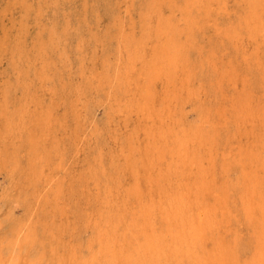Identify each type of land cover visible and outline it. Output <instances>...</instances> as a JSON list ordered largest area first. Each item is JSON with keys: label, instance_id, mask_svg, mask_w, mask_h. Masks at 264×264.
<instances>
[{"label": "rangeland", "instance_id": "obj_1", "mask_svg": "<svg viewBox=\"0 0 264 264\" xmlns=\"http://www.w3.org/2000/svg\"><path fill=\"white\" fill-rule=\"evenodd\" d=\"M0 0V168L2 169L0 171V225H2V228L0 230V235L4 234L6 231L10 230L13 227H20L24 224H26V227L31 229L32 231H37V233L39 234V236L45 238L46 236H50L49 231H47V227L55 224L59 226L62 225L61 227H65V232L63 233L62 231H60L61 233H57L56 236H54V239H57L58 241H60L63 237L64 240H66L65 245L62 246H58L60 247V249L57 247V251H64L65 249L68 248L69 244H77V243H82L86 244L87 240H89L90 238H93L95 240H97L100 231L101 233H103L106 236H110L111 238H113V233L118 230L119 232V236H121L120 234L122 232H127L128 236H131L132 232L136 229V228H132L133 225L131 224L132 221L134 220V213L137 210V208H140V204H138L137 201L134 200V198L128 197L126 196L125 192H124V188L130 189V184L132 181V172L134 171V163L137 164L136 166L140 167V169H143V172L146 174L147 171H149L150 173L152 171H154L155 168H161V167H165L168 162L166 160L167 159H171V160H175L178 161V154H176V152H168V156L166 158H160V154H157L159 152H157V149H155L156 145H159V141L160 140H167L168 143L171 142V145L173 146V143L175 142V144H178L182 139H187L189 140L188 142L190 143L188 146L190 149H195L196 151L195 154H199V155H204V162L205 165H207V169L210 171V169L212 168V170L210 172H213V174L217 173V175L214 176V185L217 188V184L220 187V189L225 188L227 186V184L232 185V197L235 198L236 201L238 202H233L234 207L232 206L233 204H231V207L233 210H235V213L237 214V218H238V222H243V212H242V203L240 198L238 197L237 191L233 192V186L236 183L239 175L241 174V167L240 164L242 163V161L239 162L240 158H246L245 155L247 154H251L253 152L259 151L260 149H258L259 147L257 146L259 143H257V141H260V136L259 139L256 137L258 136L257 134H260L261 136L263 135L262 138H264V40H261L260 38L263 37V32L264 31V5L262 6V4H264V0H190L191 3L187 2L186 0V4L184 0H147L145 3V0H133L132 4H131V0ZM17 1V2H16ZM59 1V2H58ZM75 1V2H74ZM84 1V2H83ZM86 1V2H85ZM91 1V2H90ZM102 1V2H101ZM138 1V2H137ZM141 1V2H140ZM142 1L144 3H142ZM165 3H169V5L164 4ZM184 1V2H183ZM198 3H197V2ZM201 1V2H200ZM240 1V2H239ZM255 1V2H254ZM21 2V3H20ZM57 2V4H56ZM80 2V3H78ZM83 2V3H82ZM89 2V3H88ZM94 4H93V3ZM105 2V4H104ZM114 2V3H113ZM116 2L120 3V4H116ZM129 2V3H128ZM137 2V3H136ZM148 4L151 6H147L145 4ZM158 3V5L156 3ZM178 2V3H177ZM194 2V3H193ZM221 2V3H220ZM259 2V3H258ZM261 2V3H260ZM2 3V4H1ZM29 3V5H28ZM87 3V4H86ZM128 3V4H127ZM138 3H141V7L140 4L138 5ZM182 3V4H181ZM193 3V4H192ZM216 3V5L214 4ZM217 3H219L217 5ZM226 3V5H225ZM229 3V4H228ZM18 4V5H17ZM82 4V5H81ZM85 4V6H84ZM90 4V6L88 5ZM93 4V5H91ZM110 4V5H109ZM127 4V5H126ZM131 4V5H130ZM156 4V6L154 5ZM174 4V5H173ZM188 7L184 5H187ZM192 4V6L194 7H189ZM201 4V5H199ZM213 4V7L212 5ZM252 4L257 7V11H256V7H253ZM261 4V5H259ZM63 5V6H62ZM106 5V7H105ZM109 5V6H108ZM117 5V6H116ZM121 6L119 8V6ZM146 7V10L144 8V6ZM162 5V7H161ZM170 5L174 8L173 9L171 7L170 9ZM199 5V7H198ZM209 5V6H208ZM251 5V6H250ZM21 8H20V7ZM57 6V7H56ZM72 6V7H71ZM81 6V7H80ZM94 6V7H93ZM103 6V7H102ZM112 6L110 9L109 7ZM115 6V8H114ZM165 6V7H164ZM169 6V7H168ZM179 6L180 9H178ZM200 6H203L200 8ZM208 6V7H207ZM219 6V7H217ZM226 6V8H225ZM39 7V8H37ZM70 7V9H69ZM76 7V8H75ZM79 7V8H77ZM85 7V9H84ZM117 7V8H116ZM145 9H143V8ZM149 7V8H148ZM154 7V8H153ZM189 8L188 10L186 9ZM198 7V8H197ZM210 7V8H209ZM217 9H216V8ZM222 7V8H221ZM226 10H224L223 9ZM262 7V8H260ZM54 10H53V9ZM68 8V9H67ZM73 8V10H72ZM90 8V9H89ZM91 8L93 9L91 11ZM96 8V10H95ZM105 8V9H104ZM123 8V9H122ZM129 10H128V9ZM153 8V9H150ZM160 8V9H159ZM165 8V9H164ZM196 8V9H195ZM220 8V10H219ZM248 8V9H247ZM252 8V9H251ZM21 9V10H19ZM27 9V10H25ZM34 9V10H32ZM65 9V10H64ZM79 9V10H78ZM86 10V12H81V11ZM99 9V10H98ZM115 9H119L120 12H118ZM170 9V10H168ZM173 11L172 12V19L171 20L170 16L167 14V12L169 11ZM182 9V10H181ZM198 9V10H197ZM210 9V10H209ZM216 9V10H215ZM228 9V10H227ZM247 9V10H246ZM262 9V10H261ZM56 10V11H55ZM64 10V11H63ZM68 10V11H66ZM71 10V12L69 11ZM75 10V11H74ZM105 10V11H104ZM110 10V11H109ZM153 10V11H152ZM177 10V11H176ZM178 10H180L178 12ZM205 10V11H204ZM208 10V12L206 11ZM214 10V11H212ZM244 10V11H243ZM32 11V12H31ZM61 11V12H60ZM73 11V12H72ZM98 11V12H97ZM109 11V12H107ZM112 11V12H111ZM131 11V12H129ZM152 11V13H151ZM167 11V12H166ZM183 11V13L181 12ZM192 11V12H190ZM195 11V12H194ZM199 11V12H198ZM201 11V12H200ZM222 11V12H221ZM248 11V12H246ZM255 11V13H254ZM6 12H8L6 14ZM21 12V13H20ZM26 12V13H24ZM28 12V14H27ZM33 12L35 13L34 15ZM64 14H63V13ZM95 12V13H94ZM116 12L117 15H116ZM161 14H160V13ZM166 14H163L165 13ZM177 12V13H175ZM180 12L183 14V16L180 14ZM191 14H190V13ZM198 12V14H196ZM208 14H207V13ZM221 12V13H220ZM23 13V14H22ZM84 13V14H83ZM97 13V14H96ZM99 13V14H98ZM103 13V14H102ZM106 13V14H105ZM113 13V14H112ZM122 15H120V14ZM132 13V15L130 14ZM146 13V14H144ZM174 13V14H173ZM187 13V14H186ZM189 13V14H188ZM218 13V14H217ZM223 13V14H222ZM242 13V14H241ZM249 13V14H248ZM256 15H254V14ZM25 14V15H24ZM75 14V15H74ZM105 14V15H104ZM119 14V15H118ZM129 17H127L128 15ZM147 15L148 18L150 17V19H148L146 16L142 15ZM185 14V15H184ZM196 14V15H193ZM200 14V15H199ZM254 16H252V15ZM260 14V15H259ZM31 15V16H30ZM67 15V16H66ZM78 15V16H77ZM126 15V16H125ZM138 15V16H137ZM151 15V16H149ZM160 15V16H159ZM168 15V16H167ZM171 15V13H170ZM176 16L173 18V16ZM180 15V16H179ZM187 15V16H186ZM199 15V16H198ZM64 16V17H63ZM70 16V17H69ZM84 16V17H83ZM114 16V17H113ZM119 16V18H118ZM125 16V17H124ZM190 16L193 17L191 18L190 21ZM198 16V17H196ZM216 16V17H215ZM253 20H252V17ZM257 16V17H256ZM259 16H261V20H259ZM6 17V18H4ZM33 17V19H32ZM61 17V18H60ZM86 17V19H85ZM102 19H101V18ZM127 17V19H126ZM132 17V18H131ZM136 19H135V18ZM139 17V18H138ZM180 17V18H179ZM40 18V19H39ZM67 18V19H66ZM99 18V19H98ZM116 18V19H114ZM118 19H121L120 21ZM123 18V19H122ZM134 19V23H138L140 25H138V28L136 26V24H133L134 29H132L133 27L129 25L131 20L129 19ZM165 18H167V21L169 20V22L166 24V20ZM169 18V19H168ZM212 18V19H211ZM218 20H216V19ZM232 18V19H231ZM238 18V19H237ZM66 19V20H65ZM70 19V20H68ZM98 19V21H97ZM126 19V20H124ZM147 19L148 21L144 20ZM155 19V20H153ZM197 19V20H195ZM256 19V20H255ZM258 19V20H257ZM38 20V21H37ZM41 20V22L39 21ZM56 20V21H55ZM81 20V21H80ZM100 20V21H99ZM127 20L129 21V23L127 22ZM137 20V22H136ZM153 20V21H152ZM154 22V21H156ZM171 20V22H170ZM175 20H177L175 23H173ZM180 20V21H179ZM196 23L197 24H193L192 25V30L190 31L189 28L191 27L190 25L192 23ZM194 22H193V21ZM210 20V21H209ZM214 20V21H213ZM216 20V21H215ZM255 20V21H254ZM31 21V22H30ZM53 21V23H52ZM62 21V23H61ZM66 21V22H64ZM74 25H73V23ZM88 21V22H87ZM90 21V23H89ZM97 21V22H96ZM112 21V23H111ZM145 24V22H148L145 25H142V23ZM150 21V23H149ZM180 23H179V22ZM182 21V22H181ZM185 21V22H184ZM196 21V22H195ZM208 21V22H207ZM213 21V22H212ZM227 21V22H226ZM261 22V24H259ZM39 22V23H38ZM44 22V23H43ZM56 22V23H55ZM81 22V23H80ZM105 22V23H104ZM118 22H120L121 25L118 26ZM140 22V23H139ZM179 24H178V23ZM186 22L188 23V25L186 24ZM34 23V25H33ZM37 23V24H36ZM51 23V24H50ZM59 23V24H57ZM70 23V25L68 24ZM89 23V24H87ZM98 23V24H97ZM100 23V25H99ZM111 23V24H110ZM216 26H215V24ZM219 23V24H218ZM235 23V25L233 24ZM257 25H255V24ZM11 24V25H10ZM66 24V26H65ZM76 24V25H75ZM77 24H79L77 26ZM92 24V25H90ZM94 24L98 25L97 27L94 26ZM109 24V25H108ZM113 24V25H112ZM117 26H114L116 25ZM123 24V25H122ZM128 24V25H127ZM158 24V25H157ZM182 24V25H181ZM184 24H186V29L184 26ZM217 24L221 27L219 29V26H217ZM221 24V25H220ZM252 24V25H251ZM259 24V26H258ZM63 25V26H62ZM73 25V26H72ZM108 25V27H107ZM112 25V26H111ZM166 25L168 27L167 31L166 30ZM169 25V26H168ZM173 25V26H172ZM223 25V26H222ZM248 25V26H247ZM256 27H255V26ZM261 25V26H260ZM16 26H18L16 28ZM33 26V27H32ZM73 28H72V27ZM92 26V27H91ZM111 26V27H110ZM143 27V29L141 30L140 27ZM172 26V27H171ZM189 26V27H188ZM214 26V27H213ZM243 26V27H242ZM89 27H91V30ZM115 27V28H114ZM119 27V28H118ZM127 27V28H126ZM148 27V28H147ZM151 27V28H150ZM160 27V29H159ZM181 27V33L180 28ZM196 27V28H195ZM198 27V28H197ZM218 27V28H216ZM236 27H238V29H236L237 31L239 30V34H237ZM253 27H255L256 29H254ZM58 31L57 34L54 33L55 30ZM70 28V29H69ZM103 28V29H102ZM107 28V29H106ZM109 28V29H108ZM112 28V29H111ZM145 28V29H144ZM156 28V29H155ZM218 29V31L216 29ZM259 28L260 33L259 34V30L257 29ZM35 29V30H34ZM91 31H90V30ZM112 31H111V30ZM115 29V30H114ZM117 29V30H116ZM129 29V30H128ZM136 29V30H135ZM147 29V30H146ZM158 29V30H157ZM174 29V30H173ZM184 29L188 32L185 31ZM191 29V28H190ZM233 29V30H230ZM15 30V31H14ZM54 30V31H53ZM66 30V33H65ZM69 30V31H68ZM79 30V31H78ZM99 30V31H98ZM107 31L108 34H107ZM119 30V31H118ZM121 30V31H120ZM123 30V31H122ZM134 30V31H132ZM139 30V31H138ZM149 30V31H148ZM161 30V31H160ZM172 30V33L170 32ZM176 30V31H175ZM179 30V31H178ZM216 30V32H214ZM258 30V32H257ZM31 31V32H30ZM36 31V32H35ZM38 31V32H37ZM94 31L98 32L96 34V32L94 33ZM119 33H116V32ZM136 31V32H135ZM143 31V32H142ZM148 31V32H147ZM232 31V32H231ZM91 34H90V33ZM104 32V33H103ZM128 34H127V33ZM132 32V33H131ZM139 32V33H138ZM155 32V33H154ZM171 33L169 35V33ZM231 32V33H230ZM34 33V34H33ZM53 33V34H52ZM85 33V34H84ZM109 33H111L109 35ZM154 33V34H153ZM188 34V36L186 37V35ZM13 34V36H12ZM16 34V35H15ZM18 34V35H17ZM21 34V35H20ZM38 34V35H37ZM52 34V35H51ZM60 34V36H59ZM103 37L101 38L100 35ZM115 34H117L115 36ZM121 35L119 36V35ZM127 34V35H126ZM132 34L136 35L135 37L132 36ZM147 34H150L149 36H145ZM178 34L177 36L174 35ZM191 34V35H190ZM257 34V35H255ZM15 35V36H14ZM76 35V36H75ZM80 35V36H79ZM94 35V36H93ZM126 38H124V36ZM173 35V36H172ZM234 36L233 39L231 36ZM254 35L256 36V38L254 37ZM19 36V37H18ZM24 36V37H23ZM47 36V37H46ZM51 36V37H50ZM58 36V39H57ZM79 36V37H78ZM83 36V37H82ZM90 36V37H89ZM115 36V38H114ZM118 36V37H117ZM262 36V37H261ZM14 37V38H13ZM21 37V38H20ZM29 37V38H28ZM35 38V39H32ZM109 37V38H108ZM119 37H121L119 39ZM150 37V38H149ZM165 37V38H164ZM226 37V38H224ZM230 41L232 40V42L230 43V41H228L229 39ZM259 39H258V38ZM2 38V39H1ZM20 38V39H19ZM46 38V39H44ZM56 38V41H54ZM64 38V39H63ZM124 38V39H123ZM174 38V39H173ZM232 38V39H231ZM237 38V39H236ZM15 39V40H14ZM32 39V40H30ZM53 41H52V40ZM89 39L90 42H89ZM98 39V40H97ZM116 41H115V40ZM118 39V40H117ZM129 41H127V40ZM160 39V40H159ZM166 39V41L164 40ZM176 39V40H175ZM179 39V40H178ZM194 39V40H193ZM224 39V40H223ZM264 39V37H263ZM10 40V41H8ZM40 40V41H39ZM46 40V41H45ZM82 42H81V41ZM93 40V41H92ZM95 40V41H94ZM107 40V41H106ZM133 40L135 42H133ZM168 40V42H167ZM174 40L176 41V43H178V45H176V43L174 42ZM186 40V41H185ZM191 40V41H190ZM221 40V41H220ZM261 40V41H260ZM14 41V42H13ZM18 41V42H17ZM27 41V42H26ZM42 41V44L39 43ZM61 41V42H60ZM85 41V44L84 42ZM110 41V42H108ZM121 41V42H120ZM124 41V43H123ZM126 41V42H125ZM150 41V42H149ZM180 41V42H179ZM255 43H254V42ZM257 41V43H256ZM260 41V42H259ZM263 41V42H262ZM17 42V43H16ZM33 42V43H32ZM37 42L39 44H37ZM55 42V43H54ZM57 42V43H56ZM59 42V43H58ZM67 42V43H66ZM74 45H73V43ZM103 42V43H102ZM105 42V43H104ZM138 42V43H137ZM162 44H161V43ZM166 42V43H164ZM172 43L170 45V43ZM184 42V43H183ZM193 42V43H192ZM225 42V43H224ZM229 42V44H228ZM3 43V45H2ZM28 43V44H27ZM50 43V45H49ZM54 43V44H53ZM76 43V44H75ZM83 43V44H82ZM93 43V45H92ZM112 46H111V44ZM115 43V44H114ZM121 43V44H119ZM127 43V44H126ZM148 43V44H147ZM153 43V45H152ZM169 45H168V44ZM186 43L188 45V47L186 46ZM224 43V44H223ZM254 43V44H253ZM25 44V45H24ZM59 44V45H58ZM79 44V45H78ZM96 46H95V45ZM108 44V45H107ZM110 44V45H109ZM126 44V45H125ZM165 44V47H164ZM184 44V45H183ZM224 45V50L221 47H223ZM29 47H28V46ZM30 45H32L30 47ZM36 45V46H35ZM40 45V46H39ZM54 45V46H53ZM85 45V47L83 46ZM90 45V47L88 46ZM105 45V46H104ZM118 45V46H117ZM135 45V46H134ZM168 45V46H166ZM180 45V48H178V46ZM192 45V47H191ZM216 45V46H215ZM227 45V46H226ZM249 45V46H248ZM255 47H254V46ZM260 45V46H259ZM27 46V47H26ZM46 46V47H45ZM73 46V47H72ZM76 46V47H75ZM83 46V48L81 47ZM87 46V47H86ZM94 46V48L92 47ZM113 50H111L109 47ZM114 46V47H113ZM126 46V47H124ZM173 46H177L178 49L173 48ZM202 46V47H201ZM206 46V48H205ZM253 46V47H252ZM21 47V48H20ZM33 47V48H32ZM62 47V48H61ZM70 47V48H69ZM79 47V48H78ZM81 47V48H80ZM95 47H97V49H95ZM162 47V48H161ZM169 47V48H167ZM172 47V48H171ZM184 47V48H183ZM190 47V48H189ZM210 47H212L210 49ZM219 47V48H218ZM229 47V48H228ZM233 50H232V48ZM15 48V49H14ZM25 48V49H24ZM33 50H32V49ZM45 48V49H44ZM57 48V49H56ZM76 48V49H75ZM85 48V50H84ZM105 48V49H104ZM115 48H118L115 50ZM125 48V49H124ZM161 48V49H160ZM171 48V51H170ZM245 48V50H244ZM255 48V49H254ZM22 49V52H21ZM27 49V51H26ZM43 49V50H42ZM59 49V51H58ZM81 51H80V50ZM89 49L91 50V52L89 51ZM95 49V52H93ZM120 49V50H119ZM130 49V50H128ZM150 49V50H149ZM154 49V50H153ZM164 49V50H163ZM168 49V50H167ZM181 49V50H180ZM183 49V50H182ZM185 49V50H184ZM201 49V50H200ZM240 49V51H239ZM242 49V50H241ZM14 50V51H12ZM87 50H88V54H87ZM93 50V51H92ZM101 50V51H100ZM105 50V51H104ZM119 50V51H118ZM121 50L123 52H121ZM159 50V51H158ZM163 50V51H162ZM174 52H173V51ZM180 50V51H179ZM187 50V51H186ZM207 50V51H206ZM214 50V52H213ZM257 50V51H256ZM259 50V51H258ZM5 51V53L3 52ZM20 51V52H19ZM26 51V52H25ZM77 51V52H76ZM79 51V52H78ZM83 51V52H82ZM125 51V52H124ZM128 51V53H127ZM185 52V54H182ZM203 51V52H202ZM211 51V52H208ZM235 51V52H233ZM261 51V52H260ZM8 52V54H6ZM10 52V53H9ZM28 52V53H27ZM56 54H54V53ZM102 52V53H98L99 55L97 56V53ZM108 52V53H107ZM157 52V53H156ZM168 52V53H167ZM170 52V53H169ZM222 52V53H221ZM233 52V53H232ZM241 52V53H240ZM253 52V53H252ZM256 52V53H255ZM26 53V55H25ZM36 53V54H35ZM53 53V54H52ZM84 53V54H83ZM106 53V55H105ZM114 56H113V54ZM119 53V54H118ZM129 55H127V54ZM166 53V54H165ZM176 53V54H175ZM179 55V59H177L178 55ZM229 53V54H227ZM231 53V54H230ZM244 53H248V56H244L246 54ZM250 53V54H249ZM252 53V54H251ZM258 53V54H257ZM263 53V56H262ZM44 54V56H43ZM92 54V55H91ZM96 54V55H95ZM110 54V55H108ZM112 54V55H111ZM119 56H117V55ZM165 54V55H163ZM170 54V55H169ZM175 54V55H174ZM182 54V55H181ZM187 54V55H186ZM206 54V55H205ZM215 54V55H214ZM241 54V55H240ZM243 54V55H242ZM256 58H255V56ZM9 55V57H8ZM19 55V56H18ZM29 55V56H28ZM79 55V56H77ZM91 55V56H89ZM101 55V56H100ZM162 55V56H161ZM240 55V56H239ZM261 55V57H260ZM13 57L10 59V57ZM23 56V59H21ZM28 56V57H27ZM36 56V58H35ZM81 56V57H80ZM86 56V58H85ZM88 56V57H87ZM109 56V57H108ZM113 56V58H112ZM118 58H117V57ZM156 56V58H155ZM170 56L172 58H170ZM174 56V57H173ZM252 58H251V57ZM27 57V58H26ZM30 57V58H29ZM90 57V58H89ZM93 57V58H92ZM101 57V58H99ZM111 57V58H110ZM169 57V58H167ZM176 57V60H175ZM188 57V59H187ZM195 57V58H194ZM246 57V59H245ZM19 58V60H18ZM26 58V59H24ZM33 58V59H32ZM70 58V59H69ZM74 58V59H73ZM83 58V59H82ZM97 58H99L97 60ZM110 58V59H109ZM115 58V59H114ZM174 58V60H172ZM190 58V59H189ZM212 58V59H211ZM230 58V61H229ZM240 58V59H239ZM251 58V59H248ZM256 60H255V59ZM29 59V60H27ZM31 59V61H30ZM63 59V60H62ZM92 59L91 61L88 62V60ZM120 59V60H118ZM165 59V61H164ZM168 59V60H167ZM185 59V62H184ZM194 59V60H193ZM235 59V60H234ZM237 59H239V61H237ZM254 59V60H253ZM259 59V62L257 61ZM262 63H261V61ZM16 60V61H15ZM18 60V61H17ZM22 60V61H21ZM26 60V61H25ZM33 60H35V63L33 62ZM39 60V61H37ZM62 60V61H61ZM65 60V61H64ZM96 60V61H95ZM171 60L173 62H171ZM191 60V62H190ZM211 60V61H210ZM244 60L246 64H244ZM251 60L253 61L251 63ZM30 61V62H29ZM44 61V62H43ZM50 61V62H49ZM86 61V63H85ZM93 61V62H92ZM112 61V62H111ZM119 61V63H118ZM165 63H164V62ZM170 61V62H169ZM176 61V62H175ZM181 61V62H180ZM228 61V62H227ZM235 61V62H234ZM237 61V64H236ZM242 61V62H241ZM258 65H257V62ZM12 62V63H10ZM21 62V63H20ZM27 62V63H24ZM29 62V63H28ZM39 62V63H36ZM47 62V63H46ZM71 62V63H70ZM92 62V63H91ZM96 62H98L99 64H97ZM176 63V67L175 64ZM193 62V64H192ZM224 62V63H223ZM230 62V63H229ZM250 62V63H249ZM33 63V64H32ZM50 63V64H49ZM66 63V64H65ZM85 63V64H84ZM90 64L89 66H86V64ZM96 63V64H95ZM118 64L116 65V67L114 66V64ZM172 63V65L170 64ZM188 63V64H186ZM232 63V65H231ZM23 64V65H22ZM42 64V66L40 65ZM57 64V65H56ZM60 66H59V65ZM127 64V65H126ZM161 64V65H160ZM170 64L169 68L168 65ZM191 64V65H190ZM230 64V65H229ZM261 64V65H260ZM5 65V66H4ZM27 65V66H26ZM39 65V66H38ZM73 65V67H72ZM78 69H76V66ZM79 65V66H78ZM83 65V67L81 66ZM85 65V66H84ZM96 65V67H95ZM183 65V66H182ZM185 65V66H184ZM216 65V66H215ZM236 65H238V68L236 67ZM243 68V69H241ZM10 66V67H9ZM25 66V67H24ZM41 66V68H40ZM66 66V67H65ZM71 66V67H70ZM126 66V67H125ZM178 66V68H177ZM180 66V67H179ZM182 66V67H181ZM192 66V67H191ZM215 67V69L212 68ZM231 66L233 67V70L231 68ZM256 66V67H255ZM261 68V70L258 68ZM263 68H262V67ZM2 67V68H1ZM12 67V68H11ZM16 67V68H15ZM28 67V68H27ZM43 67V68H42ZM46 67V68H45ZM87 67H91L92 68V72H91V68L87 69ZM111 67V68H110ZM117 71H115L114 69ZM125 67V68H124ZM155 67V68H154ZM171 67H175L173 68V70H171ZM185 69H184V68ZM189 67V68H188ZM248 67V68H247ZM14 68V69H13ZM27 68V70L25 69ZM36 68V69H35ZM62 68V69H61ZM97 68V69H95ZM110 68V69H109ZM121 68V69H120ZM192 68V69H191ZM196 68V69H195ZM223 68V69H222ZM228 68V70H227ZM237 68V70H236ZM17 69V71H16ZM35 71H34V70ZM47 69V70H46ZM54 71H52V70ZM60 69V70H59ZM66 69V70H65ZM76 69V70H75ZM83 69V70H82ZM87 69V70H86ZM95 69V70H94ZM107 69V70H105ZM140 69V70H139ZM167 69L171 70L172 75H170L171 73H169L170 71H168V73L166 72ZM176 69V70H175ZM184 69V70H183ZM187 69V70H186ZM242 71H239V70ZM259 69V70H258ZM63 70V71H62ZM69 70V71H68ZM90 70V71H89ZM97 70V71H96ZM102 70V71H101ZM114 70V71H113ZM182 70V71H181ZM186 70V71H185ZM211 70V71H210ZM230 70H232L230 72ZM236 70V71H235ZM263 70V71H262ZM4 71V72H3ZM23 71V72H22ZM43 71V72H42ZM56 71V72H55ZM60 75H59V72ZM65 71V73H64ZM81 71V72H80ZM101 71V72H100ZM114 74H113V72ZM157 71V72H156ZM201 71V72H200ZM213 71V72H212ZM218 73H217V72ZM227 71V73H226ZM18 74H17V73ZM23 74H22V73ZM26 72V73H25ZM40 72H42L40 74ZM58 72V73H57ZM79 72V73H78ZM83 72V74H82ZM85 72V73H84ZM88 72V73H87ZM90 72V73H89ZM94 72V75H93ZM95 72H96V77H95ZM103 72V73H102ZM105 72V73H104ZM109 72V73H108ZM117 75H116V73ZM120 72V73H119ZM191 72V73H190ZM237 72V73H236ZM241 72V73H240ZM246 72V73H244ZM6 73V74H5ZM55 73V74H54ZM98 73V74H97ZM99 73L102 75H99ZM190 73V75H189ZM194 73V74H193ZM197 73V75H196ZM213 73V74H212ZM244 73V74H243ZM250 73V74H249ZM23 76L21 77L20 76ZM51 74V76H50ZM74 74V75H72ZM80 76H78V75ZM93 77V79L91 77L86 76V80L84 79L85 76L87 75ZM91 74V75H90ZM113 74V75H112ZM122 74V75H121ZM142 75V76H138V75ZM157 74V75H155ZM167 74V75H166ZM172 76V78L170 79V77L168 76ZM177 74V75H176ZM207 74V75H206ZM226 74V75H225ZM232 74V77H231ZM234 74V77H233ZM262 76H261V75ZM25 75V76H24ZM30 75V76H29ZM39 75V76H38ZM54 75V76H53ZM57 75V76H56ZM108 75V76H107ZM109 75L111 77H109ZM118 75L121 76L122 81H118V83H116V79L118 80ZM145 78H144V76ZM176 75V76H175ZM204 75V76H203ZM210 75V76H209ZM219 75V77L217 76ZM225 75V76H224ZM250 75V76H249ZM10 76V77H9ZM14 76V77H13ZM27 76L29 78H27ZM46 76V77H45ZM61 76V77H60ZM73 76V78H72ZM75 76H77V79L75 78ZM83 76V79L80 78ZM101 76V78H100ZM105 76V77H104ZM175 76V77H173ZM186 76V77H185ZM213 78H212V77ZM217 78H216V77ZM228 76H230L228 78ZM38 77V78H37ZM42 77V78H41ZM56 77V79H55ZM72 79H70V78ZM116 77V78H115ZM139 77V79H138ZM155 77V80H154ZM168 77V78H167ZM249 77V78H248ZM257 77V78H256ZM9 78V79H6ZM22 78V80H21ZM26 78V79H25ZM75 78V79H74ZM80 78V79H79ZM102 80H100V79ZM112 78H115L114 80ZM153 78V79H151ZM200 78V79H199ZM209 78V79H208ZM233 78H235L233 80ZM252 78V79H251ZM44 79L46 86L48 88V92L47 90H44ZM49 79V80H48ZM61 79V80H60ZM106 79V81H105ZM147 79V80H146ZM187 79V80H186ZM190 79V80H189ZM208 79V80H207ZM213 79V80H212ZM217 81H216V80ZM230 79V80H229ZM249 79V80H248ZM251 79V80H250ZM257 79V80H255ZM3 80V81H2ZM16 80L18 82H16ZM28 80V81H27ZM32 80V81H31ZM43 80V81H42ZM53 80V82H52ZM71 80V81H70ZM81 80V81H80ZM83 80V81H82ZM90 80V81H89ZM93 80V81H92ZM100 80V82L98 81ZM113 80V82H112ZM152 80V81H151ZM172 80V82L170 83V81ZM187 82H186V81ZM195 80V81H194ZM211 82H210V81ZM243 80V82H242ZM27 85V90H26V86L23 84ZM40 81V84L39 82ZM63 81V82H62ZM65 81V82H64ZM87 81V82H85ZM98 81V82H96ZM115 81V82H114ZM169 81V82H168ZM176 83H175V82ZM209 81V82H207ZM221 81V82H220ZM250 81V82H247ZM59 82V83H58ZM69 84H67V83ZM75 82L76 84L74 85ZM84 82V83H83ZM93 82V83H92ZM107 86H105V84ZM108 82H110V85L108 84ZM191 82V83H190ZM200 82V83H199ZM207 82V83H206ZM216 84H215V83ZM220 82V84L218 83ZM223 82V83H222ZM230 82V83H229ZM236 82V83H235ZM14 83V84H13ZM17 83V84H15ZM38 83V84H37ZM52 83V84H51ZM83 83V84H82ZM112 83V85H111ZM121 83V84H120ZM127 83V84H126ZM129 83V84H128ZM187 85H186V84ZM191 85H189V84ZM198 83V84H196ZM212 83V85L210 84ZM226 83V84H224ZM228 83V84H227ZM233 83V84H232ZM247 83V84H244ZM248 83H250L251 85H249ZM55 84V85H54ZM85 84V85H84ZM94 84V86H93ZM97 84V86H96ZM117 84V85H116ZM119 84V86H118ZM123 84V85H122ZM144 86H143V85ZM175 85V87L173 85ZM236 84V85H235ZM244 84V85H243ZM40 85V86H39ZM60 87H59V86ZM68 85V87H66ZM77 85V86H76ZM79 85V86H78ZM82 85V87H81ZM87 85V86H86ZM102 85V86H101ZM104 85V86H103ZM116 85V86H115ZM122 87H121V86ZM166 85L167 88H166ZM223 85V86H222ZM247 85V87H246ZM30 86V87H28ZM38 86V88H37ZM63 86V88H62ZM73 86V87H72ZM91 86L92 89H91ZM96 86V87H95ZM112 86L110 89L109 87ZM147 86V87H146ZM178 86V87H177ZM182 86V87H180ZM188 86V87H186ZM198 86V87H196ZM227 86V87H226ZM263 86V87H262ZM16 87V88H15ZM19 87V88H18ZM25 87V88H24ZM35 87V88H34ZM55 87H59V88H55ZM66 88V91L68 92H64V89ZM71 87V88H70ZM80 87V88H79ZM88 87V88H87ZM95 87V88H94ZM126 87V88H125ZM147 90H145V88ZM152 87V88H151ZM169 87V88H168ZM193 87V90H195V93L191 88ZM218 87V88H217ZM244 87V88H243ZM3 88V90L1 89ZM41 88V89H40ZM100 88V89H99ZM109 91H108V89ZM123 88V89H122ZM125 88V89H124ZM129 88V89H128ZM144 88V89H143ZM150 88V89H149ZM173 88V89H172ZM178 88V89H177ZM182 91H180V89ZM209 88V89H208ZM232 88V89H231ZM258 90H257V89ZM20 89V91L18 90ZM38 89V90H37ZM46 89V87H45ZM55 89V90H54ZM59 89V90H58ZM63 89V90H62ZM68 89V90H67ZM75 89V90H73ZM99 89V90H97ZM103 89V90H102ZM117 89V90H116ZM165 89H167L168 91H166ZM172 89V90H171ZM189 89V90H188ZM207 89V90H206ZM229 89V90H228ZM26 90V91H25ZM37 90V91H36ZM58 90V92H57ZM86 90V93L84 92ZM120 90V91H119ZM127 90V91H126ZM142 90V91H141ZM174 90V91H173ZM176 90V91H175ZM185 90V91H184ZM200 90V91H199ZM228 90V91H227ZM250 90V91H249ZM252 90V91H251ZM262 90V91H261ZM4 91V93H3ZM47 93H46V92ZM56 91V92H55ZM60 91V93H59ZM95 91V93H94ZM100 91V92H99ZM108 91V93H107ZM117 91V92H116ZM146 91V93H145ZM188 91V92H186ZM209 91V92H208ZM219 91V92H218ZM227 91L228 94H226L225 92ZM233 91V92H232ZM17 92V93H16ZM24 92V93H23ZM43 92V93H42ZM45 92V93H44ZM51 92V93H50ZM64 92V93H62ZM77 96H76V93ZM88 92V94H87ZM99 92V94H98ZM106 92V94H105ZM112 92L113 95H110ZM125 92V93H124ZM165 92H167L165 94ZM172 92V93H171ZM203 92V93H202ZM207 92V93H206ZM231 92V93H230ZM243 92V93H242ZM248 92V93H246ZM250 92V93H249ZM3 93V95H2ZM20 93V94H19ZM35 93L36 97L40 98H36L35 97ZM73 93V94H72ZM83 93V94H82ZM118 93H120V95H117ZM121 93H123L122 95L125 96H121ZM149 93V94H148ZM174 93V95H173ZM188 93V95H186ZM190 93V95H189ZM201 93V94H199ZM214 93V94H213ZM221 93V94H220ZM232 97H230V95ZM233 93V94H232ZM17 96H16V95ZM27 94V95H26ZM50 94V96H49ZM53 94V95H52ZM56 94V97H55ZM57 94L59 97H57ZM61 94V95H59ZM68 94L70 96L66 95ZM75 94V95H74ZM103 94V96L101 95ZM105 94V95H104ZM128 94L129 96L126 97ZM143 94V96L141 97L140 95ZM147 94V96H146ZM174 99H172V96ZM205 94V95H204ZM212 94V95H211ZM6 95V97H4ZM29 95V97H28ZM44 95V96H43ZM46 95V96H45ZM65 95V96H63ZM137 95V96H136ZM167 95V96H166ZM201 95V96H200ZM208 95V96H207ZM221 95V96H220ZM229 95V96H228ZM236 95L238 97H236ZM20 96V97H19ZM53 96V97H52ZM75 96V98H74ZM79 96V97H78ZM96 99H94L95 97ZM98 96V97H97ZM102 96V97H101ZM107 96V97H105ZM110 96V97H109ZM115 96V97H114ZM121 96V97H120ZM136 96V97H135ZM195 99L193 100L192 97ZM205 96V97H204ZM228 96V97H227ZM3 97V98H2ZM10 97V98H9ZM14 100H11L12 98ZM24 97V98H23ZM31 97V98H30ZM41 97H43L42 99H44V101L46 100V98L48 100H46L45 102H47L45 104L44 101H40L42 100ZM49 97H52L49 99ZM56 99H55V98ZM82 97V98H81ZM86 97V98H85ZM93 101H91V99ZM105 97V99H104ZM144 97V98H143ZM186 97V98H185ZM189 97V98H188ZM197 97V98H196ZM203 97V98H201ZM212 97V98H211ZM214 97V98H213ZM240 97L239 101L238 98ZM252 97V98H251ZM4 101L3 104L2 100ZM20 98V99H19ZM23 98V99H22ZM29 98V100H28ZM58 98V99H57ZM68 102H67V99ZM78 98V99H77ZM83 98H85L83 100ZM90 100L88 102V100ZM103 98V99H102ZM113 98V99H112ZM119 98V99H117ZM180 98V99H179ZM200 98V99H199ZM236 98V99H235ZM246 98L245 101V106L241 105L243 99ZM251 98V100H250ZM17 99V100H16ZM40 99V100H39ZM62 99V100H61ZM80 99V100H79ZM112 99V100H111ZM121 99V100H120ZM123 99V100H122ZM142 99V100H141ZM145 99V100H143ZM171 99V100H170ZM190 99V100H188ZM202 99V100H201ZM230 99V100H229ZM28 100V101H27ZM35 100V101H34ZM50 100V101H49ZM56 100V101H54ZM128 100V101H127ZM141 100V101H140ZM207 100V101H206ZM231 100L234 102H231ZM250 100V101H249ZM253 100V101H252ZM9 101V102H8ZM22 101V102H21ZM36 101H40L43 102H36ZM49 101V102H48ZM58 101V102H57ZM76 101V103H74ZM81 101V102H80ZM85 101V102H84ZM95 101V103H94ZM112 103H111V102ZM124 101V103L122 102ZM140 101V103H139ZM146 101V102H145ZM171 101V103L169 102ZM189 101V103H188ZM202 101V102H200ZM212 101V103H211ZM218 101V102H217ZM221 101V102H220ZM238 101V102H237ZM243 101V102H244ZM13 102V103H12ZM38 103V104H35ZM65 102L67 103L65 104ZM97 102V104H96ZM118 106H114L115 104ZM119 102V103H116ZM126 102V104H125ZM144 102V103H143ZM172 102H174L172 104ZM180 102V104H179ZM196 104H195V103ZM216 102V105H215ZM228 102H231L230 104ZM263 102V103H262ZM33 103V104H31ZM63 103V104H61ZM81 103H83V105H85L84 107H82ZM86 103V104H85ZM92 103V104H91ZM145 106L142 109L140 104ZM148 103V104H146ZM169 103V104H168ZM239 103H241L239 105ZM15 104V105H14ZM29 104V105H28ZM59 104V105H58ZM75 104V105H74ZM90 104V107L89 105ZM114 104V105H113ZM129 104V105H128ZM178 104V105H177ZM195 104V105H194ZM200 104V105H199ZM202 104V105H201ZM205 104L206 108H205ZM214 104V105H213ZM218 104V106H217ZM227 106H225V105ZM238 104V107H236ZM32 105V106H31ZM38 105V109L37 106ZM46 105V106H45ZM63 105V106H62ZM64 105H66V107L64 108ZM91 105H99L97 108L94 106L91 107ZM101 105V106H100ZM103 105V107H102ZM113 105V106H112ZM122 107H121V106ZM184 105V106H182ZM199 105V106H198ZM204 105V107H203ZM232 105V106H231ZM249 105V106H248ZM11 106V108H9ZM25 106V107H24ZM57 106V107H55ZM109 106V107H107ZM186 106V107H185ZM188 106V107H187ZM193 106V108H192ZM202 106V107H201ZM216 108H215V107ZM230 106L232 109H230ZM244 106V107H243ZM249 108H248V107ZM257 106V108H256ZM260 106V107H259ZM30 107V108H29ZM43 108L42 110L40 109ZM70 107V108H69ZM74 107V108H73ZM79 107V108H78ZM83 109H82V108ZM87 107V108H86ZM106 110H105V108ZM112 107V108H111ZM177 107V108H175ZM210 107V108H209ZM214 107V108H213ZM224 107V108H223ZM228 107V108H227ZM25 108V109H24ZM31 108L32 111H31ZM63 108V109H62ZM86 110H85V109ZM95 110H94V109ZM103 108V109H102ZM115 108V109H114ZM122 108V110H121ZM127 108V110H125ZM196 108V110H195ZM204 110H203V109ZM210 111H209V109ZM239 108V109H238ZM8 109V110H5ZM11 109V110H10ZM14 109V110H13ZM35 109V110H34ZM60 109H62V114L61 111H59ZM74 109V110H73ZM112 109V110H111ZM145 109V112H144ZM149 109V110H148ZM175 109V110H174ZM181 109V110H180ZM198 109V112H197ZM200 109V110H199ZM208 109V110H207ZM214 109V111H213ZM226 109V110H225ZM229 109V110H228ZM235 109V110H233ZM236 109L238 111H236ZM246 109V110H245ZM254 109V110H252ZM38 110H41L40 112ZM69 110V112L67 111ZM84 110V111H83ZM89 110V111H88ZM91 110V116L89 115ZM105 110V113H104ZM137 110V111H136ZM143 112H141V111ZM183 110H185L183 112ZM187 110V112H186ZM189 110V111H188ZM195 112H193V111ZM216 110V111H215ZM240 110V111H239ZM262 110V111H260ZM7 111H9V115L7 113ZM84 113H83V112ZM113 111V112H112ZM127 111V112H125ZM132 111V112H131ZM170 111V112H168ZM172 111H174L172 113ZM180 111V112H179ZM182 111V112H181ZM203 111V112H202ZM233 111V112H231ZM258 115L257 114V112ZM13 112V114H12ZM29 112V113H28ZM38 112V114H36ZM55 112V113H54ZM82 112V113H81ZM103 112V113H102ZM168 112V113H167ZM193 112V113H192ZM202 112V113H201ZM218 112V113H217ZM221 112V113H220ZM226 112V113H225ZM235 112L236 115H238V117L233 114ZM239 112V113H238ZM262 112V113H261ZM4 113L5 116H4ZM28 113V114H26ZM33 113V115H32ZM43 113H45L43 115ZM59 113V114H58ZM70 113V114H68ZM129 113V114H128ZM180 113V116H179ZM184 113V114H183ZM195 113V114H194ZM223 113V114H222ZM232 115H231V114ZM19 114V117L17 116ZM24 114V116H23ZM89 117H87L86 115ZM94 114V115H93ZM104 114V115H103ZM193 114V115H192ZM206 114V115H205ZM212 114V115H211ZM222 114V115H221ZM227 115V116H224ZM263 114V115H262ZM8 115V116H7ZM28 115V116H27ZM39 115V116H38ZM71 115V116H70ZM75 115V116H74ZM96 115V116H95ZM114 115V116H112ZM123 115V116H122ZM127 115V116H126ZM131 115V117L129 116ZM141 115V116H140ZM143 116V118H141ZM172 115V116H171ZM186 117H185V116ZM190 115V116H189ZM253 115V116H252ZM258 115V116H257ZM10 116V117H9ZM23 116V118H21ZM26 116V117H25ZM95 116V117H94ZM102 116V117H100ZM107 116V118H106ZM179 116V117H178ZM204 116V117H203ZM222 116H223V120H225L226 122L222 123ZM244 116V117H243ZM262 116V117H261ZM14 117V118H13ZM17 117V118H16ZM100 118L99 119H97ZM122 117L124 119H122ZM129 119H128V118ZM167 117H171L170 119ZM188 117V118H187ZM201 117V119H200ZM207 117V118H205ZM211 117V118H210ZM261 117V119L259 118ZM14 120H13V119ZM19 118V119H18ZM25 118V119H24ZM36 120H35V119ZM38 118V119H37ZM71 120H70V119ZM73 118V119H72ZM88 118V120L86 119ZM112 118V119H111ZM117 118V119H116ZM132 118V119H131ZM164 118L166 120H164ZM177 118V119H176ZM190 118V119H189ZM194 118V119H193ZM197 118V119H195ZM233 118V119H232ZM235 118V119H234ZM263 118V119H262ZM16 119V121H15ZM24 119V121H23ZM31 119V121H30ZM34 119V120H33ZM53 119V120H52ZM68 119V120H67ZM97 119V120H96ZM104 121H103V120ZM139 119V120H138ZM181 119V120H179ZM203 119V120H202ZM205 119H207L205 121ZM243 119V121H242ZM252 119V121H251ZM260 119V121H259ZM6 120V121H5ZM13 120V121H12ZM43 120V121H42ZM70 120V121H69ZM99 120V121H98ZM107 120V121H106ZM177 120V121H176ZM179 120V122H178ZM192 120V121H191ZM199 120V121H198ZM202 120V121H200ZM215 120V121H214ZM219 120H221V123H218ZM234 120V121H233ZM250 120V121H249ZM8 121V123H7ZM12 121V122H11ZM21 121V122H20ZM36 121V122H35ZM53 121V122H52ZM73 121V122H72ZM82 121V122H81ZM102 121V123H101ZM106 121V122H105ZM114 121V122H113ZM133 121V122H132ZM176 121V122H175ZM180 121H182L183 123H181ZM185 121V122H184ZM204 121V122H203ZM210 121V122H209ZM214 121V125H212V122ZM231 121V123H230ZM242 121V123H241ZM259 121V122H258ZM15 122V123H14ZM87 122V123H86ZM110 122V123H109ZM129 122V123H128ZM174 123L173 125H171V123ZM263 124H262V123ZM24 123V124H23ZM26 123V124H25ZM28 123H32L31 125ZM34 123V124H33ZM36 123V124H35ZM68 123V124H67ZM70 123V124H69ZM91 123V124H90ZM119 123V124H118ZM125 125H124V124ZM179 125H178V124ZM186 123V124H185ZM218 123V124H217ZM240 126L239 128V125ZM250 123V124H249ZM255 123V124H253ZM2 124H7L6 126L2 125ZM16 124V125H12ZM20 124V125H19ZM39 124V125H38ZM57 124V125H56ZM73 124V125H71ZM80 124V126H78ZM99 124V125H97ZM115 126H114V125ZM128 124V125H127ZM139 124V126H138ZM151 124V125H150ZM170 124V125H169ZM177 124V125H176ZM184 124V125H183ZM194 124V125H193ZM221 124V125H220ZM231 124V125H230ZM252 124V125H251ZM35 127H34V126ZM69 125V126H68ZM86 125V126H84ZM107 125V126H106ZM110 125V126H109ZM125 127H124V126ZM158 125V126H157ZM189 125V126H188ZM209 125V126H208ZM214 126V129L216 130V133L213 129L212 131V126ZM236 125V126H235ZM238 125V127H237ZM15 126V127H14ZM17 126V127H16ZM33 126V127H32ZM58 126V127H57ZM62 128H59L61 127ZM74 126V127H73ZM91 128L93 129H90ZM97 126H102V127H97ZM109 127V130L107 131V129ZM141 126V127H140ZM174 128H173V127ZM177 128H182L181 130L177 129ZM187 126L189 127V131H186V133H190L192 135V139H191V135L188 134L186 135L185 130H187ZM192 126V127H190ZM195 126V127H193ZM199 126V127H198ZM249 126L251 128H249ZM259 126V127H258ZM11 127H13L11 129ZM20 127V128H19ZM65 127H68L65 128ZM84 127H86L84 129ZM97 127V128H96ZM116 127V128H115ZM128 127V129H127ZM133 127V128H132ZM170 127V129H169ZM198 127V128H196ZM206 127V128H203ZM209 127V128H208ZM227 127V128H226ZM236 127V128H235ZM243 127V128H242ZM253 127V128H252ZM256 129H255V128ZM6 128V129H5ZM26 130H25V129ZM28 128V129H27ZM57 128V129H56ZM60 130H59V129ZM77 128V129H76ZM79 128V130H78ZM81 128V129H80ZM98 128H100L98 130ZM157 128V129H156ZM176 128V129H175ZM193 128V129H191ZM238 128V129H237ZM242 130H239L241 129ZM258 128V129H257ZM40 129V130H39ZM45 129V130H44ZM53 129V130H52ZM97 132H96V130ZM103 129V130H101ZM105 129V130H104ZM114 129V130H112ZM152 129V130H151ZM163 129V130H162ZM173 129V130H172ZM193 130V131H190ZM234 129V130H233ZM237 129V130H236ZM243 129H245V133L243 131ZM251 129V130H250ZM13 130V131H12ZM16 130V131H15ZM19 130V133H17ZM60 132V133H58ZM62 130V131H61ZM65 130V131H63ZM76 130V131H75ZM77 130L79 132H77ZM88 130V131H87ZM95 130V131H94ZM100 130L102 131V133L100 132ZM135 130V131H133ZM147 130V131H146ZM160 130V131H159ZM175 130V131H174ZM178 130V131H177ZM196 130V131H195ZM208 130V131H207ZM212 132V134H210V131ZM219 130V131H218ZM226 130V132H225ZM250 130V131H249ZM257 130V133H256ZM259 130V131H258ZM25 131V133H24ZM26 131L28 132L26 134ZM44 131V132H42ZM46 131V132H45ZM73 131V132H72ZM87 131V133H86ZM109 131L112 133H109ZM130 131V132H129ZM133 131V132H132ZM138 131V132H137ZM142 131V132H141ZM149 131V132H148ZM153 131V132H152ZM167 131V135L168 138L166 136V134L164 132ZM180 131V132H179ZM196 132V135L194 134ZM204 131V133H203ZM237 131H239L237 133ZM4 132V133H3ZM12 132V133H11ZM35 132V133H34ZM38 132H40L41 134H39ZM50 132V133H49ZM65 135L62 134V133ZM77 132V133H76ZM82 132V133H80ZM88 132H90L88 135ZM92 132H96L98 135H94V133ZM105 132V133H104ZM132 134V139L129 137L131 136L130 134ZM194 132V133H193ZM242 132V134H241ZM247 132V133H246ZM6 133V134H5ZM11 133V134H10ZM47 133V134H46ZM80 133V134H79ZM95 133V134H96ZM104 133V134H103ZM136 133V134H135ZM164 133V134H162ZM176 133V134H175ZM215 133V135H214ZM235 133V134H234ZM256 133V135H255ZM14 134V135H13ZM23 134V135H22ZM30 134V135H29ZM38 136H37V135ZM72 134V135H70ZM76 134H77V138H76ZM103 134V136H102ZM116 134H118L116 136ZM126 134V135H125ZM174 134V135H173ZM184 134V135H183ZM198 134V136H197ZM27 135V136H26ZM45 135H46V139H45ZM75 135V136H74ZM82 135V136H81ZM92 135V136H91ZM114 135V136H113ZM129 135V136H127ZM171 135V136H169ZM173 137H177V138H172ZM180 135V136H179ZM239 135V136H238ZM255 137H254V136ZM15 136V137H14ZM20 136V137H19ZM22 136V137H21ZM43 136V138H42ZM50 138H48V137ZM81 136V138H80ZM87 136V138H85ZM119 136H122L123 140L121 139V137L119 138ZM135 136V137H134ZM148 136V137H147ZM183 136V137H182ZM188 136V137H187ZM213 138H212V137ZM222 136V137H221ZM229 136V137H228ZM236 136V137H235ZM19 139H18V138ZM56 139H54V138ZM60 137V138H59ZM68 137V138H67ZM73 137V139L71 138ZM79 137V138H78ZM93 139H92V138ZM97 137V138H96ZM100 137V139H99ZM111 137V138H110ZM114 137V138H113ZM134 137V138H133ZM153 137V138H152ZM187 137V138H186ZM198 137V138H197ZM206 137V139H205ZM245 137V138H244ZM8 138V139H7ZM13 138V140H11ZM21 138V139H20ZM27 138V139H26ZM31 138V142L32 145L34 144L33 142L35 141H39V143H37L39 145V148L41 149V147L43 148L42 151L39 150V148L36 146L32 148V145L30 144L31 142L29 141ZM63 139V140H59V139ZM64 138L67 140V143L65 146ZM85 138V139H83ZM89 138V139H88ZM197 140L198 142L196 143ZM203 138V139H202ZM237 138V140H236ZM239 138V139H238ZM24 139V140H23ZM69 139L70 142H69ZM75 139V140H74ZM92 139V141H91ZM105 139V140H103ZM108 139V140H107ZM114 139V140H113ZM120 139V141H119ZM169 139V141H168ZM244 139V140H243ZM254 139V143L252 142ZM7 140V141H6ZM19 142H18V141ZM24 142H23V141ZM47 140V143L50 144H46L45 141ZM81 140V141H80ZM95 140V141H94ZM100 142H98V141ZM135 140V141H134ZM148 140V143H147ZM155 140V141H154ZM157 140V141H156ZM173 142H172V141ZM192 140V141H191ZM216 140V141H215ZM221 140V141H220ZM2 141V142H1ZM11 141V142H10ZM37 141V142H38ZM122 141V142H121ZM203 141V142H202ZM213 141L214 145L218 146L219 148L216 150L217 153L215 155L214 158H210L209 160L206 159V155H207V148H206V144L207 142ZM242 141V142H241ZM248 141V143H247ZM10 143V144H2V143ZM13 142V143H12ZM30 142V143H28ZM41 142V143H40ZM71 142H75L76 144L72 145ZM83 142V143H82ZM97 142V143H94ZM104 142H106V144H104ZM108 142V143H107ZM114 142V143H113ZM125 142V143H124ZM133 142V143H132ZM146 142V143H145ZM196 144H195V143ZM240 144H239V143ZM245 144H244V143ZM23 143V144H22ZM26 143V144H25ZM28 143V144H27ZM86 145H85V144ZM89 143V144H88ZM101 143L103 144V146L101 145ZM123 145H122V144ZM143 143V144H142ZM203 144V145H200ZM18 144V146H17ZM20 144V145H19ZM46 144V147H48L46 149V147L44 146ZM69 144V146H68ZM84 144V145H83ZM93 146H92V145ZM96 147H95V145ZM148 144V145H147ZM199 144V145H198ZM205 144V145H204ZM223 144V146H222ZM233 144V145H232ZM241 147H239V145ZM250 144V145H248ZM5 145V147H4ZM14 145V146H13ZM28 145V147H26ZM43 145V146H42ZM51 145V146H50ZM77 145V146H76ZM89 145V146H88ZM109 145L111 147H109ZM122 145V147H121ZM127 145V146H126ZM155 145V146H153ZM193 145H197L196 147H198L196 149L195 146ZM238 146L237 148H235L236 146ZM248 145V147H247ZM10 146V147H9ZM16 146V147H15ZM25 147V148H21V147ZM72 146V147H71ZM74 146V147H73ZM92 146V148L94 147V150L91 149L90 147ZM98 146V147H97ZM100 146V147H99ZM107 146V147H106ZM125 146V148H123ZM194 147V148H191ZM204 146V147H203ZM14 147V148H13ZM19 147V148H18ZM66 147V149H65ZM68 147V148H67ZM83 147V148H82ZM85 147H87L89 149H86ZM203 147V148H202ZM246 148V150H244V148ZM6 148V149H5ZM9 148V149H8ZM11 148V149H10ZM28 148V149H27ZM62 148V149H61ZM72 148V149H71ZM106 148V149H105ZM120 148V149H119ZM133 148V149H132ZM222 150H221V149ZM13 149V150H12ZM16 149V151H14ZM23 149H26L25 151ZM59 149V150H58ZM125 149V150H124ZM204 149V150H203ZM234 151H232V150ZM250 149V151H249ZM9 150V151H8ZM47 150V151H46ZM69 152H68V151ZM71 150V151H70ZM89 152H87V151ZM102 150V151H101ZM111 155L110 154V152ZM126 156H123L121 153ZM124 150V152H123ZM155 150V151H154ZM191 150V151H192ZM199 150V151H198ZM221 150V151H220ZM244 150V152H243ZM248 150V151H247ZM256 150V151H255ZM3 151V152H2ZM6 153H5V152ZM14 151V152H13ZM32 151L34 152V154H32L30 156V154L32 153ZM36 151V152H35ZM38 151V152H37ZM59 153H58V152ZM76 151V152H75ZM81 151L83 153H81ZM149 151V152H148ZM2 152V153H1ZM10 152V153H9ZM42 152V153H40ZM65 152V153H64ZM75 152V153H74ZM86 152L89 154L86 155ZM97 152V153H96ZM105 154H104V153ZM129 152V153H128ZM153 152V153H152ZM198 152V153H197ZM201 152V154H200ZM205 152V153H204ZM40 153V155H39ZM48 153V155H47ZM57 153V154H56ZM68 153V154H67ZM70 153V155H69ZM92 153V154H91ZM94 153V155H93ZM104 155H103V154ZM110 155L107 156V154ZM120 153V154H119ZM231 153V154H230ZM245 153V154H244ZM6 154V155H4ZM22 156H21V155ZM37 154V155H36ZM53 154V156L51 155ZM60 154V155H59ZM66 157H63L65 156ZM73 154V155H72ZM130 154V155H129ZM157 154V155H155ZM225 154L229 155V158H226ZM233 154V155H232ZM241 154V155H240ZM8 155V156H7ZM45 155V156H44ZM74 157H72V156ZM78 155V156H77ZM84 155V156H83ZM93 155V156H92ZM133 155V156H132ZM154 155V158H153ZM176 155V156H174ZM220 155V156H219ZM15 156V157H14ZM17 156V157H16ZM21 156V160L19 157ZM25 156V158H24ZM29 156V157H28ZM34 156V157H33ZM39 156V157H38ZM68 156V157H67ZM76 156V157H75ZM90 156H92V158L90 159ZM128 156V157H127ZM135 156V157H134ZM222 156V158H221ZM5 157H7L5 159ZM48 157V158H47ZM51 157V158H50ZM70 157V158H69ZM88 157V158H86ZM98 157V158H96ZM103 157V158H102ZM113 157V159H112ZM146 157V158H145ZM148 157V158H147ZM156 157V158H155ZM171 157V158H169ZM174 157V158H173ZM177 157V158H176ZM24 158V159H23ZM37 158V159H36ZM50 158V159H49ZM61 158V159H60ZM67 158V160H66ZM75 159V161L73 159ZM80 160H79V159ZM125 158V159H123ZM158 158V159H157ZM220 158L222 160H220ZM29 159L31 161H29ZM77 159V160H76ZM84 159V160H83ZM106 159V160H105ZM107 159H109L107 161ZM112 159V160H111ZM119 159V161H118ZM160 159L162 161H160ZM3 160V161H2ZM27 160V161H24ZM36 162H35V161ZM41 160V162H40ZM51 160V161H50ZM65 160V161H64ZM69 160V161H68ZM73 160V162L71 161ZM87 160V161H86ZM93 160V161H92ZM105 160V161H102ZM122 160V161H121ZM125 160V161H124ZM140 163H139V161ZM155 160V161H154ZM158 160V161H156ZM164 160V161H163ZM206 160V161H205ZM214 160V162H213ZM7 161V163L5 162ZM19 161H21L19 163ZM39 161V163H38ZM46 161V162H45ZM77 161V162H76ZM79 161V162H78ZM97 162L96 163L94 162ZM112 163H111V162ZM115 161V162H114ZM121 161V163H120ZM134 161V163H133ZM209 161V164L208 162ZM6 163L5 165H3L4 163ZM23 162V163H22ZM25 162V163H24ZM30 162V163H29ZM35 162V163H34ZM50 162V163H48ZM57 162V164H56ZM81 162V163H80ZM93 162V163H92ZM156 162V163H154ZM161 162V163H160ZM165 162V163H164ZM167 162V163H166ZM207 162V163H206ZM211 162V163H210ZM260 162V161H259ZM45 163L47 166H45ZM65 163V164H64ZM67 163V164H66ZM72 163V164H70ZM76 163V164H75ZM81 165H80V164ZM92 163V164H91ZM117 163V164H115ZM119 163V164H118ZM20 166H19V165ZM22 164V166H21ZM28 164V165H27ZM44 164V165H43ZM88 164V165H87ZM108 164V166H107ZM112 164V165H111ZM115 164V165H114ZM122 166H121V165ZM154 164L155 168L153 169V167H151L150 165ZM216 164V165H214ZM29 167H27V166ZM32 165V166H31ZM34 165V166H33ZM52 165V166H51ZM69 165V166H68ZM73 165V166H72ZM92 165V167H91ZM94 165V166H93ZM106 165V167H105ZM119 165V167H118ZM144 165V166H143ZM164 165V166H163ZM222 165H225L222 167ZM5 166V167H4ZM19 166V167H18ZM49 166V167H48ZM57 166V167H56ZM81 166V167H80ZM111 166V168H110ZM157 166V167H156ZM211 166V168H210ZM228 166V168H226ZM26 170H24L25 168ZM37 167V168H36ZM39 167V168H38ZM45 167V168H44ZM56 167V168H54ZM65 167V168H64ZM74 169H73V168ZM83 167V168H82ZM86 167V168H84ZM99 167V170H98ZM103 167V168H102ZM197 164H194L191 168L192 172H198L197 170ZM6 168V170L4 169ZM31 168V170L29 169ZM33 168V169H32ZM50 168V169H48ZM53 168V169H52ZM71 168V169H70ZM82 168V169H81ZM110 168V169H108ZM118 168V169H117ZM178 168V170H177ZM176 170L179 171L180 167H177ZM194 168V169H193ZM215 168V169H214ZM221 170H220V169ZM236 168V169H235ZM7 172H4V170ZM20 169V170H19ZM29 169V170H27ZM61 169H63L61 171ZM70 169V170H69ZM95 169H97L96 171H94ZM105 169V170H104ZM117 170L115 173L113 172V170ZM122 169V170H121ZM149 169V170H148ZM166 169V168H165ZM193 169V170H192ZM214 169V170H213ZM238 169V170H237ZM261 169V168H260ZM16 170V171H15ZM24 170V171H23ZM36 170V171H35ZM38 170V171H37ZM69 170V172H68ZM74 170V171H72ZM79 170V171H78ZM83 172H81V171ZM85 170V171H84ZM147 170V171H146ZM195 170V171H194ZM229 170V172H228ZM237 170V171H235ZM18 171V172H17ZM22 171V172H21ZM30 171H32L31 174ZM47 171V172H46ZM52 173H49L51 172ZM54 171V172H53ZM60 171V172H59ZM77 171V172H76ZM112 171V172H111ZM121 171V173H120ZM125 171V172H124ZM221 171V172H220ZM262 172H264L263 169H261ZM20 172V173H19ZM24 172V173H23ZM55 172H57L55 174ZM59 172V173H58ZM65 172V174H64ZM71 172V173H70ZM79 172H81L82 174H79ZM224 172V173H223ZM26 173V174H25ZM43 173H45L43 175ZM48 173V174H47ZM54 173V174H53ZM93 173V174H92ZM100 173V175H99ZM106 173V174H105ZM226 173V175H225ZM229 173V174H228ZM19 174L21 175V177L19 176ZM29 174V175H28ZM50 174H53L50 176ZM58 174V175H57ZM67 174V175H66ZM71 174V175H70ZM79 174L77 177L76 175ZM125 176V179L123 178ZM222 174V175H221ZM234 174V175H233ZM7 175V176H6ZM16 175V176H15ZM32 175V176H31ZM36 175V176H35ZM39 175V176H38ZM84 175V177H83ZM103 175V176H102ZM109 175V176H108ZM114 175V176H113ZM193 177H195L196 173H193ZM225 175V176H223ZM13 176L15 179H13ZM24 176V177H23ZM27 176V177H26ZM43 176V177H42ZM48 176V177H47ZM54 176V177H53ZM62 176V177H60ZM71 178H70V177ZM73 176V177H72ZM80 176V178H79ZM88 176V177H87ZM97 176V177H96ZM100 176V177H99ZM102 176V178H101ZM121 176V177H120ZM229 176V177H228ZM31 177H33V181L36 182L34 183L31 179ZM110 177V178H109ZM220 177V178H219ZM17 178V179H16ZM25 178V179H24ZM30 178V181H28ZM69 178V180H68ZM74 178V180H73ZM77 178V180H76ZM85 178L83 181L82 179ZM91 180H90V179ZM98 178V179H97ZM107 178V179H106ZM216 178V179H215ZM229 178V179H228ZM61 181H60V180ZM66 179V180H64ZM80 181H79V180ZM87 179V180H86ZM99 179H101L99 181ZM114 183L112 185V183L107 182L109 181ZM112 179V181H111ZM124 179V180H123ZM221 179V181L219 180ZM3 180V181H2ZM27 180V181H26ZM43 180V181H41ZM47 180V181H45ZM49 180V181H48ZM116 180V181H114ZM226 180V181H225ZM21 181V182H19ZM27 182V184H25L24 182ZM65 181V183H64ZM74 181V182H73ZM79 181V182H78ZM87 181V182H86ZM120 181V182H118ZM122 181V182H121ZM221 184H220V182ZM223 181V183H222ZM225 181V182H224ZM5 182V183H4ZM19 182V183H17ZM31 182L32 186L30 183ZM48 182V183H47ZM68 182V183H67ZM71 182H73V185L75 183V185H70ZM78 182V183H77ZM83 182V183H82ZM116 182V184H115ZM130 182V183H129ZM217 182V184H216ZM44 183V184H43ZM50 183V184H49ZM67 183V188L66 185ZM86 183V184H85ZM88 183V184H87ZM92 183V184H91ZM117 183H120V185H118ZM18 184V186H17ZM42 184V185H41ZM47 184V185H46ZM64 184V185H63ZM76 184L78 185L77 188L75 187ZM81 184H84L83 186ZM91 188H90V186ZM103 184V185H102ZM107 184V185H106ZM225 184V185H224ZM22 185V186H21ZM24 185V186H23ZM27 185V186H26ZM30 185V186H29ZM36 185V186H35ZM45 185V186H44ZM81 185V186H80ZM86 185V187H85ZM93 185V186H92ZM101 185V186H99ZM116 185V186H115ZM129 185V186H128ZM22 189H20L19 188ZM26 186V187H25ZM34 186V187H33ZM71 186H73L71 188ZM112 186V187H111ZM116 187L114 189V187ZM128 186V187H126ZM223 186V187H222ZM2 187V188H1ZM44 187V189H43ZM75 187V191L74 190ZM119 187V188H118ZM121 187V189H120ZM18 188V189H17ZM38 188V189H37ZM100 188V191H99ZM102 188V189H101ZM106 188V189H105ZM37 189V191H35ZM42 191H41V190ZM48 189V190H47ZM64 189V191H63ZM69 190L71 191L70 195H72L71 198L69 196ZM72 189V190H71ZM80 190L79 192L81 194L76 193L77 190ZM105 189V190H104ZM120 191V193L118 194V191ZM95 190V192H93ZM102 190V193H101ZM224 190V189H223ZM19 191V192H18ZM27 191V192H26ZM34 191V192H32ZM41 193H40V192ZM90 191L93 192L90 194ZM97 191V192H96ZM111 191V192H110ZM121 191H123V193H121ZM23 192V193H22ZM63 192V193H62ZM74 192V193H73ZM88 192V193H87ZM100 194H99V193ZM114 192V193H113ZM10 193V194H9ZM40 193V194H39ZM84 193V194H83ZM87 195H86V194ZM113 194L116 195V211L118 210V224H116V218H113V215L111 214V195L109 194ZM116 193V194H115ZM13 194V195H12ZM33 194V195H32ZM49 194V195H48ZM63 194V195H62ZM68 194V195H67ZM21 197H20V196ZM62 195V196H61ZM75 195V196H73ZM85 195V198H83ZM92 197H90V196ZM100 195V196H99ZM109 195V196H108ZM122 195V196H121ZM124 195V196H123ZM3 196V198H2ZM9 196V197H8ZM31 198L30 199L28 198ZM33 196V197H32ZM36 196V197H34ZM40 196V197H39ZM66 196V197H64ZM79 196V199L78 197ZM106 196V197H105ZM126 196V197H125ZM11 197V198H10ZM21 199H20V198ZM39 197V198H38ZM49 197V198H48ZM69 197V198H68ZM83 198L81 200V198ZM118 197L119 201H118ZM28 198V199H27ZM67 201H65V199ZM102 198V199H101ZM123 198H125L127 200L126 204L123 205L122 201ZM53 199V200H52ZM64 199V200H62ZM69 199V201H68ZM71 199L75 202L76 200L78 202H75L77 205H80L78 208V206L76 207V204L71 201ZM92 199V200H91ZM100 199V200H99ZM122 199V201L120 200ZM132 199L134 201H132ZM28 200V201H27ZM38 200V202H37ZM40 200V201H39ZM50 200V201H49ZM79 200H81L79 202ZM85 200V201H84ZM88 202H87V201ZM90 200V201H89ZM107 200V202H106ZM129 200V201H128ZM30 201V202H29ZM44 201V202H43ZM66 203H64V202ZM83 201V202H82ZM95 201V203H94ZM121 201V202H120ZM32 202V203H31ZM35 202V203H34ZM38 204H37V203ZM40 202V203H39ZM101 206H99L97 203ZM110 202V203H109ZM119 202V203H118ZM131 202L133 204H131ZM136 202V203H135ZM29 203V204H28ZM53 203V204H52ZM61 203V204H60ZM64 203V205H63ZM94 203V204H93ZM118 203V204H117ZM134 205L133 208L132 206L129 205ZM36 204V205H35ZM51 204V205H50ZM71 204V205H70ZM86 204V205H85ZM138 204V205H137ZM238 204V207H237ZM241 204V205H240ZM29 205V206H28ZM49 205V206H48ZM53 205V206H52ZM73 205V206H72ZM83 205V206H82ZM88 205V207H87ZM94 205V207H93ZM65 206V207H64ZM69 206V208H68ZM121 206V207H119ZM126 206L128 208H126ZM31 207V208H30ZM46 207V208H45ZM54 209H53V208ZM62 207V208H60ZM65 209H64V208ZM71 207V209H70ZM75 207V208H74ZM106 207V208H105ZM136 207V208H134ZM237 207V208H236ZM34 208V210H33ZM68 208V209H67ZM78 208V209H76ZM82 208V209H81ZM86 208V209H85ZM94 208V209H93ZM99 208V209H98ZM121 208V209H119ZM38 209V210H37ZM42 209V210H41ZM46 209V210H45ZM62 209V210H61ZM89 209V210H88ZM91 209V210H90ZM108 209H110L108 211ZM135 209V210H134ZM51 210V211H50ZM61 210V211H60ZM78 210V212H77ZM84 212H83V211ZM57 211V213H56ZM64 211V214H63ZM67 211L71 212L69 215H66L67 213H65ZM90 211V212H89ZM120 211V212H119ZM130 211V212H129ZM39 212V213H38ZM82 212V214H81ZM96 212V213H95ZM125 215H124V213ZM133 212V213H132ZM78 213V214H77ZM123 213V215H122ZM131 213V214H129ZM55 214V215H54ZM72 214V215H71ZM94 214V216H93ZM96 214V215H95ZM107 214V215H106ZM109 214V215H108ZM64 215V216H63ZM71 215V217H70ZM89 215V216H87ZM112 215V216H111ZM131 215V217L129 216ZM57 216V217H56ZM74 216V217H73ZM79 216V217H78ZM31 217V218H30ZM70 217V218H69ZM79 219H78V218ZM121 217V220H120ZM61 218V219H60ZM63 218V221H62ZM125 218V219H124ZM127 218V219H126ZM55 219V220H54ZM78 219V221H77ZM123 219V220H122ZM91 220V221H90ZM125 220L127 222H125ZM131 220V222H130ZM49 221V222H48ZM60 221V222H59ZM70 221V222H69ZM82 221V222H81ZM59 222V223H58ZM75 222V223H74ZM77 222V223H76ZM81 222V223H80ZM125 226L123 227L124 223ZM41 223V224H40ZM66 223V225H65ZM70 223V226H69ZM73 223V224H72ZM122 224V225H121ZM129 224V225H128ZM65 225V226H64ZM74 225V226H73ZM78 225V226H77ZM82 225V227H81ZM116 225V226H115ZM127 225V226H126ZM32 226V227H31ZM119 226V227H118ZM121 226V227H120ZM40 227V228H39ZM77 227V228H76ZM79 227V228H78ZM126 227V228H125ZM36 228V229H35ZM82 228V229H81ZM108 228V229H107ZM35 229V230H34ZM45 229V230H44ZM76 229V230H75ZM110 229V230H109ZM126 229V230H125ZM129 229V231H128ZM44 230V231H43ZM81 230V231H80ZM83 230V232H82ZM46 231V232H45ZM223 231V230H222ZM74 232V233H73ZM81 232V233H80ZM109 232V233H108ZM130 232V234L128 233ZM220 232V230H219ZM41 233L44 234V236L41 235ZM79 233V234H78ZM125 236V234L123 235V237ZM218 236L222 237V233H219ZM80 237V238H79ZM122 236L120 237L121 239L123 238ZM215 237V235H214ZM60 238V239H59ZM66 238V239H65ZM126 238V237H125ZM231 238V237H229ZM71 239V240H70ZM70 240V241H69ZM84 240V241H83ZM69 241V242H68ZM51 241H47V248L49 247ZM65 246V247H64ZM83 246V249H85V247ZM86 252V250H85ZM106 259L104 260L102 259H98L97 262L95 264H107V262H105ZM161 264V263H159ZM162 264H168L167 262H163ZM172 264V263H171Z\"/></svg>", "mask_w": 264, "mask_h": 264}, {"label": "bare ground", "instance_id": "obj_2", "mask_svg": "<svg viewBox=\"0 0 264 264\" xmlns=\"http://www.w3.org/2000/svg\"><path fill=\"white\" fill-rule=\"evenodd\" d=\"M5 1V0H4ZM3 1V2H4ZM87 1V0H86ZM85 1V2H86ZM92 1V0H91ZM90 1V2H91ZM97 1H99V0H97ZM104 1V0H103ZM112 1V0H111ZM128 1H130V0H128ZM132 1L133 0H131V4H132ZM144 1V0H143ZM142 1V3H144ZM146 1L147 0H145V3H146ZM153 1V0H152ZM160 1V0H159ZM164 1V0H163ZM162 1V2H163ZM172 1V0H171ZM179 1V0H178ZM182 1V0H181ZM185 1V0H184ZM183 1V2H184ZM187 2H189L190 0H186ZM186 1H185V3L184 4H186ZM199 1V0H198ZM206 1V0H205ZM223 1H225V0H223ZM251 1V0H250ZM253 1V0H252ZM251 1V2H252ZM263 1V0H262ZM17 2V1H16ZM59 2V1H58ZM75 2V1H74ZM84 2V1H83ZM82 2V3H83ZM102 2V1H101ZM138 2V1H137ZM136 2V3H137ZM141 2V1H140ZM174 2H175V0H174ZM197 2V1H196ZM201 2V1H200ZM202 2H203V0H202ZM240 2V1H239ZM255 2V1H254ZM264 2V1H263ZM21 3V2H20ZM78 3H80V2H78ZM89 3V2H88ZM93 3V2H92ZM114 3V2H113ZM118 2H116V4H117ZM129 3V2H128ZM127 3V4H128ZM156 3V2H155ZM164 4H167V3H165V2H163ZM169 3H171V2H169ZM169 3L167 4V5H169ZM176 3V2H175ZM178 3V2H177ZM189 3H191V1L189 2ZM194 3V2H193ZM192 3V4H193ZM198 3V2H197ZM221 3V2H220ZM259 3V2H258ZM261 3V2H260ZM2 4V3H1ZM56 4H57V2H56ZM87 4V3H86ZM94 4V3H93ZM93 4H91V5H93ZM104 4H105V2H104ZM118 4H120V3H118ZM126 4V5H127ZM130 4V5H131ZM140 4V7L142 6L141 5V3H138V5ZM150 4V3H149ZM148 4V2H147V4H145V5H149ZM157 5H158V3H156ZM156 4H154L155 6H156ZM182 4V3H181ZM192 4H189L190 6L189 7H193L192 6ZM214 4V3H213ZM213 4H211L212 5V7H213ZM219 3H217V5H218ZM229 4V3H228ZM18 5V4H17ZM28 5H29V3H28ZM58 5V4H57ZM82 5V4H81ZM89 6H90V4H88ZM110 5V4H109ZM108 5V6H109ZM133 5V4H132ZM174 5V4H173ZM199 5H201V4H199ZM199 5H198V7H199ZM214 5H216V3L214 4ZM225 5H226V3H225ZM259 5H261V4H259ZM264 4H262V6H263ZM63 6V5H62ZM84 6H85V4H84ZM87 6V5H86ZM85 6V7H86ZM117 6V5H116ZM119 6V5H118ZM121 6H123V5H121ZM121 6H119V8L121 7ZM144 6V5H143ZM150 6V5H149ZM185 6H187L188 7V4L187 5H184V8H185ZM209 6V5H208ZM207 6V7H208ZM251 6V5H250ZM252 6L253 7H256V5L254 6L253 4H252ZM20 7V6H19ZM57 7V6H56ZM72 7V6H71ZM81 7V6H80ZM85 7H84V9H85ZM94 7V6H93ZM103 7V6H102ZM105 7H106V5H105ZM112 6H110L109 7V9L111 8ZM124 7V6H123ZM151 7V6H150ZM161 7H162V5H161ZM165 7V6H164ZM169 7V6H168ZM171 5H170V9H171ZM176 7H178V9H180L179 8V6H176ZM186 7V9L188 10L189 8H187ZM195 7V6H194ZM193 7V8H194ZM197 7V8H198ZM201 7H203V6H200V8ZM217 7H219V6H217ZM21 8V7H20ZM37 8H39V7H37ZM76 8V7H75ZM77 8H79V7H77ZM114 8H115V6H114ZM117 8V7H116ZM143 8V7H142ZM144 8L146 9V7L144 6ZM143 8V9H144ZM149 8V7H148ZM154 8V7H153ZM153 8H150V9H153ZM173 8V7H172ZM174 8H175V6H174ZM173 8V9H174ZM210 8V7H209ZM214 8V7H213ZM216 8V7H215ZM222 8V7H221ZM225 8H226V6H225ZM260 8H262V7H260ZM53 9V8H52ZM68 9V8H67ZM69 9H70V7H69ZM84 9H83V11H81V12H86V10L84 11ZM90 9V8H89ZM105 9V8H104ZM121 9V8H120ZM123 9V8H122ZM128 9V8H127ZM144 9V10H145ZM160 9V8H159ZM165 9V8H164ZM170 9H168V10H170ZM172 9V11H169V12H167V14L171 17L172 16V12L173 11H175V10H173ZM196 9V8H195ZM217 9V8H216ZM215 9V10H216ZM223 9H224V7H223ZM248 9V8H247ZM246 9V10H247ZM252 9V8H251ZM263 9V8H262ZM261 9V10H262ZM19 10H21V9H19ZM25 10H27V9H25ZM32 10H34V9H32ZM54 10V9H53ZM65 10V9H64ZM63 10V11H64ZM72 10H73V8H72ZM79 10V9H78ZM93 9L91 8V11H92ZM95 10H96V8H95ZM99 10V9H98ZM111 10V9H110ZM109 10V11H110ZM115 10H119V9H115ZM129 10V9H128ZM146 10H148V9H146ZM182 10V9H181ZM198 10V9H197ZM210 10V9H209ZM219 10H220V8H219ZM225 10V9H224ZM228 10V9H227ZM56 11V10H55ZM66 11H68V10H66ZM70 12H71V10H69ZM75 11V10H74ZM105 11V10H104ZM109 11H107V12H109ZM153 11V10H152ZM152 11H151V13H152ZM177 11V10H176ZM180 10H178V12H179ZM205 11V10H204ZM207 12H208V10H206ZM212 11H214V10H212ZM226 11V10H225ZM244 11V10H243ZM256 11H257V7H256ZM32 12V11H31ZM61 12V11H60ZM73 12V11H72ZM98 12V11H97ZM112 12V11H111ZM118 12H120V10L118 11ZM118 12H116V15H117V13ZM129 12H131V11H129ZM166 12L165 13H163V14H166ZM182 13H183V11H181ZM180 12V14L183 16V14ZM190 12H192V11H190ZM189 12V13H190ZM195 12V11H194ZM199 12V11H198ZM198 12L196 13V14H198ZM201 12V11H200ZM206 12V13H207ZM222 12V11H221ZM220 12V13H221ZM246 12H248V11H246ZM8 12H6V14H7ZM21 13V12H20ZM24 13H26V12H24ZM63 13V12H62ZM95 13V12H94ZM160 13V12H159ZM170 13H171V15H170ZM175 13H177V12H175ZM188 13V14H189ZM254 13H255V11H254ZM253 13V14H254ZM23 14V13H22ZM27 14H28V12H27ZM35 13L33 12V14H31V15H34ZM64 14V13H63ZM84 14V13H83ZM97 14V13H96ZM99 14V13H98ZM103 14V13H102ZM106 14V13H105ZM104 14V15H105ZM113 14V13H112ZM120 14V13H119ZM118 14V15H119ZM122 14V13H121ZM120 14V15H121ZM131 15H132V13H130ZM129 14V15H130ZM144 14H146V13H144ZM142 15L143 16V18H144V16H146L147 18H148V16L147 15ZM161 14V13H160ZM174 14V13H173ZM187 14V13H186ZM191 14V13H190ZM196 14H193V15H196ZM208 14V13H207ZM218 14V13H217ZM223 14V13H222ZM242 14V13H241ZM249 14V13H248ZM257 14V13H256ZM256 14H254V15H256ZM25 15V14H24ZM30 15V16H31ZM75 15V14H74ZM128 15V14H127ZM129 15L127 16V17H129ZM167 15V16H168ZM185 15V14H184ZM200 15V14H199ZM198 15V16H199ZM252 15V14H251ZM254 15H252V16H254ZM260 15V14H259ZM67 16V15H66ZM78 16V15H77ZM122 16V15H121ZM126 16V15H125ZM124 16V17H125ZM138 16V15H137ZM149 16H151V15H149ZM160 16V15H159ZM176 16H178V15H176ZM175 15L173 16V18L174 17H176ZM180 16V15H179ZM187 16V15H186ZM198 16H196V17H198ZM251 16V17H252ZM64 17V16H63ZM70 17V16H69ZM84 17V16H83ZM114 17V16H113ZM127 17H126V19H127ZM216 17V16H215ZM257 17V16H256ZM260 18H259V20H261V16H259ZM4 18H6V17H4ZM61 18V17H60ZM101 18V17H100ZM118 18H119V16H118ZM117 18V21L119 20H121V19H118ZM132 18V17H131ZM131 18H129L130 20H131V22H130V24L134 21V19H131ZM135 18V17H134ZM139 18V17H138ZM180 18V17H179ZM191 18H193V17H191L190 16V21H191ZM199 18V17H198ZM32 19H33V17H32ZM40 19V18H39ZM67 19V18H66ZM65 19V20H66ZM85 19H86V17H85ZM99 19V18H98ZM98 19H97V21H98ZM102 19V18H101ZM114 19H116V18H114ZM123 19V18H122ZM126 19H124V20H126ZM136 19V18H135ZM148 19H150V17L148 18ZM169 19V18H168ZM171 20H173L172 19V17L170 18ZM212 19V18H211ZM216 19V18H215ZM219 19V18H218ZM218 19H216V20H218ZM232 19V18H231ZM238 19V18H237ZM264 19V18H263ZM68 20H70V19H68ZM133 20V21H132ZM144 20H146V21H148L147 19H144ZM153 20H155V19H153ZM152 20V21H153ZM165 20H166V24L169 22V20L167 21V18H165ZM171 20H170V22H171ZM195 20H197V19H195ZM215 20V21H216ZM252 20H253V17H252ZM256 20V19H255ZM254 20V21H255ZM258 20V19H257ZM38 21V20H37ZM40 22H41V20H39ZM56 21V20H55ZM81 21V20H80ZM96 21V22H97ZM100 21V20H99ZM177 20H175L173 23H175ZM180 21V20H179ZM178 21V22H179ZM189 21V20H188ZM189 21V22H190ZM193 21V20H192ZM210 21V20H209ZM214 21V20H213ZM212 21V22H213ZM31 22V21H30ZM64 22H66V21H64ZM88 22V21H87ZM127 22L129 23V21L127 20ZM136 22H137V20H136ZM141 22V21H140ZM139 22V23H140ZM154 22H156V23H158L157 22V20L156 21H154ZM177 22V23H178ZM182 22V21H181ZM185 22V21H184ZM194 22V21H193ZM196 22V21H195ZM208 22V21H207ZM227 22V21H226ZM256 22H258L259 23V21H256ZM39 23V22H38ZM42 23V22H41ZM44 23V22H43ZM52 23H53V21H52ZM56 23V22H55ZM61 23H62V21H61ZM72 23H73V21H72ZM81 23V22H80ZM89 23H90V21H89ZM89 23H87V24H89ZM105 23V22H104ZM111 23H112V21H111ZM110 23V24H111ZM119 24H118V26L119 25H121L120 24V22H118ZM142 23V22H141ZM144 23V22H143ZM142 23V25H145L146 23H147V25H148V22H145V24H143ZM149 23H150V21H149ZM180 23V22H179ZM178 23V24H179ZM190 23H192V22H190ZM37 24V23H36ZM51 24V23H50ZM57 24H59V23H57ZM69 25H70V23H68ZM98 24V23H97ZM133 24H136V23H132L131 25H129V28H130V26H132L133 27ZM138 24V23H137ZM136 24V26H137V28H138V25H140V24H138L137 25ZM176 24V23H175ZM186 24L188 25V23L186 22ZM186 24H184V26H182V27H185L186 26ZM194 23H192L190 26V28H189V30L191 31L192 30V25H193ZM195 24H197V22L195 23ZM194 24V25H195ZM199 24V23H198ZM197 24V25H198ZM215 24V23H214ZM219 24V23H218ZM217 24V26H219ZM233 24V23H232ZM253 24H255V23H253ZM259 24H261L262 25V23L260 22ZM259 24H258V26H259ZM11 25V24H10ZM33 25H34V23H33ZM73 25H74V23H73ZM72 25V26H73ZM76 25V24H75ZM79 24H77V26H78ZM90 25H92V24H90ZM99 25H100V23H99ZM109 25V24H108ZM108 25H107V27H108ZM113 25V24H112ZM111 25V26H112ZM123 25V24H122ZM128 25V24H127ZM150 25V24H149ZM148 25V26H149ZM158 25V24H157ZM182 25V24H181ZM221 25V24H220ZM233 25H235V23L233 24ZM252 25V24H251ZM255 25H257V24H255ZM254 25V26H255ZM260 25V26H261ZM63 26V25H62ZM65 26H66V24H65ZM71 26V27H72ZM94 26L95 27H97L98 25H96V24H94ZM110 26V27H111ZM114 26H117V24L116 25H114ZM169 26V25H168ZM173 26V25H172ZM171 26V27H172ZM215 26H216V24H215ZM223 26V25H222ZM248 26V25H247ZM18 26H16V28H17ZM33 27V26H32ZM67 27V26H66ZM92 27V26H91ZM91 27H89L90 29H91ZM120 27V26H119ZM118 27V28H119ZM143 27L144 26H142V27H140L141 28V30L143 29ZM189 27V26H188ZM214 27V26H213ZM243 27V26H242ZM256 27V26H255ZM255 27H253L254 29H256ZM264 27V26H263ZM73 28V27H72ZM98 28V27H97ZM115 28V27H114ZM121 28V27H120ZM127 28V27H126ZM148 28V27H147ZM151 28V27H150ZM178 28H180V33H181V30H182V28L181 27H178ZM196 28V27H195ZM198 28V27H197ZM216 28H218V27H216ZM215 28V29H216ZM221 27L219 26V29H220ZM70 29V28H69ZM89 29V30H90ZM103 29V28H102ZM107 29V28H106ZM109 29V28H108ZM112 29V28H111ZM110 29V30H111ZM132 29H134V27L132 28ZM145 29V28H144ZM156 29V28H155ZM159 29H160V27H159ZM167 29H168V27H167V25H166V30L165 31H167ZM185 29H186V27H185ZM184 29V32H183V34L185 33V30ZM234 29H235V27H234ZM236 29H238V27H236ZM235 29V30H236ZM258 30H259V28H257ZM35 30V29H34ZM54 30H55V28H54ZM53 30V31H54ZM92 30V29H91ZM90 30V31H91ZM115 30V29H114ZM117 30V29H116ZM129 30V29H128ZM136 30V29H135ZM147 30V29H146ZM158 30V29H157ZM174 30V29H173ZM217 31H218V29H216ZM216 30L214 31V32H216ZM230 30H233V29H230ZM258 30H257V32H258ZM262 30V29H261ZM261 30H259V34H261L262 32L264 33V31H262L261 33H260V31ZM15 31V30H14ZM69 31V30H68ZM79 31V30H78ZM93 31V30H92ZM99 31V30H98ZM112 31V30H111ZM119 31V30H118ZM116 32V33H119V32ZM121 31V30H120ZM123 31V30H122ZM132 31H134V30H132ZM139 31V30H138ZM149 31V30H148ZM147 31V32H148ZM161 31V30H160ZM176 31V30H175ZM237 31V30H236ZM31 32V31H30ZM36 32V31H35ZM38 32V31H37ZM57 32L58 31H56L55 30V32L54 33H56L57 34ZM96 31H94V33H95ZM106 32H107V34H108V32L109 31H107L106 30ZM136 32V31H135ZM143 32V31H142ZM171 33H172V30L170 31ZM186 32H188V31H186ZM232 32V31H231ZM230 32V33H231ZM239 32V30L236 32L237 34H239L238 33ZM65 33H66V30H65ZM90 33V32H89ZM98 32H96V34H97ZM104 33V32H103ZM127 33V32H126ZM132 33V32H131ZM139 33V32H138ZM155 33V32H154ZM153 33V34H154ZM169 33V32H168ZM171 33H169V35L171 34ZM34 34V33H33ZM53 34V33H52ZM51 34V35H52ZM85 34V33H84ZM91 34V33H90ZM111 33H109V35H110ZM128 34V33H127ZM126 34V35H127ZM187 34V33H186ZM189 34V33H188ZM188 34L186 35V37L188 36ZM16 35V34H15ZM14 35V36H15ZM18 35V34H17ZM21 35V34H20ZM38 35V34H37ZM58 35V34H57ZM117 34H115V36H116ZM119 35V34H118ZM121 35V34H120ZM119 35V36H120ZM150 34H147V35H145V36H149ZM174 35V34H173ZM172 35V36H173ZM176 35V34H175ZM174 35V36H175ZM178 35V34H177ZM176 35V36H177ZM191 35V34H190ZM255 35H257V34H255ZM254 35V37L256 38V36ZM12 36H13V34H12ZM59 36H60V34H59ZM76 36V35H75ZM80 36V35H79ZM78 36V37H79ZM94 36V35H93ZM115 36H114V38H115ZM124 36V35H123ZM132 36H136V35H134V34H132ZM19 37V36H18ZM24 37V36H23ZM47 37V36H46ZM51 37V36H50ZM61 37V36H60ZM83 37V36H82ZM90 37V36H89ZM100 37L102 38L103 37V34H102V36L100 35ZM104 37H105V35H104ZM104 37H103V39H104ZM118 37V36H117ZM121 37H122V35H121ZM121 37H119V39L121 38ZM178 37V36H177ZM232 38L234 37L233 35L231 36ZM262 37V36H261ZM263 37H264V34H263ZM263 37L262 38H260L261 40H264L263 39ZM14 38V37H13ZM21 38V37H20ZM19 38V39H20ZM29 38V37H28ZM109 38V37H108ZM124 38H126L125 36H124ZM123 38V39H124ZM150 38V37H149ZM165 38V37H164ZM224 38H226V37H224ZM231 38V39H232ZM258 38V37H257ZM2 39V38H1ZM32 39H35V38H33L32 37ZM32 39H30V40H32ZM44 39H46V38H44ZM55 39V40H54ZM53 40L54 41H56V38H54ZM57 39H58V36H57ZM64 39V38H63ZM116 39V38H115ZM114 39V40H115ZM174 39V38H173ZM228 39H229V37H228ZM234 39V38H233ZM232 39V40H233ZM237 39V38H236ZM259 39V38H258ZM15 40V39H14ZM52 40V39H51ZM52 40V41H53ZM90 40L91 39H89V42H90ZM98 40V39H97ZM118 40V39H117ZM127 40V39H126ZM160 40V39H159ZM165 41H166V39H164ZM176 40V39H175ZM174 40V42L176 43V41ZM179 40V39H178ZM194 40V39H193ZM224 40V39H223ZM232 40L230 41V39L228 40V41H230V43L232 42ZM235 40V39H234ZM260 40V41H261ZM8 41H10V40H8ZM40 41V40H39ZM46 41V40H45ZM81 41V40H80ZM93 41V40H92ZM95 41V40H94ZM107 41V40H106ZM116 41V40H115ZM128 41V40H127ZM186 41V40H185ZM191 41V40H190ZM221 41V40H220ZM259 41V42H260ZM11 42V41H10ZM14 42V41H13ZM18 42V41H17ZM16 42V43H17ZM27 42V41H26ZM61 42V41H60ZM82 42V41H81ZM84 42V44H85V41H83ZM108 42H110V41H108ZM121 42V41H120ZM126 42V41H125ZM129 42V41H128ZM133 42H135L134 40H133ZM150 42V41H149ZM167 42H168V40H167ZM180 42V41H179ZM254 42V41H253ZM263 42V41H262ZM33 43V42H32ZM39 43H41L42 44V41L41 42H39ZM38 42H37V44H39ZM55 43V42H54ZM53 43V44H54ZM57 43V42H56ZM59 43V42H58ZM67 43V42H66ZM73 43V42H72ZM103 43V42H102ZM105 43V42H104ZM123 43H124V41H123ZM138 43V42H137ZM161 43V42H160ZM164 43H166V42H164ZM170 43V42H169ZM184 43V42H183ZM193 43V42H192ZM225 43V42H224ZM223 43V44H224ZM255 43V42H254ZM253 43V44H254ZM256 43H257V41H256ZM1 44V43H0ZM28 44V43H27ZM76 44V43H75ZM83 44V43H82ZM111 44V43H110ZM109 44V45H110ZM115 44V43H114ZM119 44H121V43H119ZM127 44V43H126ZM125 44V45H126ZM148 44V43H147ZM162 44V43H161ZM168 44V43H167ZM172 43H170V45H171ZM222 44V45H223ZM228 44H229V42H228ZM2 45H3V43H2ZM25 45V44H24ZM49 45H50V43H49ZM59 45V44H58ZM73 45H74V43H73ZM79 45V44H78ZM92 45H93V43H92ZM95 45V44H94ZM108 45V44H107ZM152 45H153V43H152ZM169 45V44H168ZM168 45H166V46H168ZM173 45V44H172ZM171 45V46H172ZM176 45H178V43H176ZM184 45V44H183ZM28 46V45H27ZM26 46V47H27ZM32 45H30V47H31ZM36 46V45H35ZM40 46V45H39ZM54 46V45H53ZM84 47H85V45H83ZM83 46H81L82 48H83ZM89 47H90V45H88ZM96 46V45H95ZM105 46V45H104ZM111 46H112V44H111ZM118 46V45H117ZM135 46V45H134ZM186 46L188 47V45H187V43H186ZM216 46V45H215ZM227 46V45H226ZM249 46V45H248ZM254 46V45H253ZM252 46V47H253ZM260 46V45H259ZM29 47V46H28ZM46 47V46H45ZM73 47V46H72ZM76 47V46H75ZM80 47V48H81ZM87 47V46H86ZM93 48H94V46H92ZM109 47V46H108ZM114 47V46H113ZM124 47H126V46H124ZM164 47H165V44H164ZM191 47H192V45H191ZM202 47V46H201ZM255 47V46H254ZM21 48V47H20ZM33 48V47H32ZM31 48V49H32ZM62 48V47H61ZM70 48V47H69ZM79 48V47H78ZM110 48V47H109ZM162 48V47H161ZM160 48V49H161ZM166 48V47H165ZM167 48H169V47H167ZM172 48V47H171ZM171 48H170V51H171ZM173 48H174V50L175 49H178V48H180V45L178 46V48H177V46H173ZM184 48V47H183ZM190 48V47H189ZM205 48H206V46H205ZM212 47H210V49H211ZM219 48V47H218ZM222 48H223V50H224V45H223V47H221V50H222ZM229 48V47H228ZM232 48V47H231ZM15 49V48H14ZM25 49V48H24ZM45 49V48H44ZM57 49V48H56ZM76 49V48H75ZM95 49H97V47H95ZM95 49H94V51L93 52H95ZM105 49V48H104ZM111 49V48H110ZM116 49H118V48H115V50ZM125 49V48H124ZM255 49V48H254ZM33 50V49H32ZM43 50V49H42ZM80 50V49H79ZM84 50H85V48H84ZM111 50H113V48L111 49ZM120 50V49H119ZM118 50V51H119ZM128 50H130V49H128ZM150 50V49H149ZM154 50V49H153ZM164 50V49H163ZM162 50V51H163ZM168 50V49H167ZM181 50V49H180ZM179 50V51H180ZM183 50V49H182ZM185 50V49H184ZM201 50V49H200ZM232 50H233V48H232ZM242 50V49H241ZM244 50H245V48H244ZM12 51H14V50H12ZM26 51H27V49H26ZM25 51V52H26ZM58 51H59V49H58ZM81 51V50H80ZM89 51L91 52V50L89 49ZM101 51V50H100ZM105 51V50H104ZM159 51V50H158ZM173 51V50H172ZM187 51V50H186ZM207 51V50H206ZM239 51H240V49H239ZM257 51V50H256ZM259 51V50H258ZM4 53H5V51H3ZM20 52V51H19ZM21 52H22V49H21ZM77 52V51H76ZM79 52V51H78ZM83 52V51H82ZM121 52H123L122 50H121ZM125 52V51H124ZM174 52V51H173ZM203 52V51H202ZM208 52H211V51H208ZM213 52H214V50H213ZM233 52H235V51H233ZM232 52V53H233ZM261 52V51H260ZM10 53V52H9ZM14 53H15V51H14ZM28 53V52H27ZM54 53V52H53ZM52 53V54H53ZM89 52H88V50H87V54H88ZM97 53V52H96ZM99 53V52H98ZM97 53V56L100 54V53H102V52H100L99 54ZM108 53V52H107ZM127 53H128V51H127ZM126 53V54H127ZM157 53V52H156ZM168 53V52H167ZM170 53V52H169ZM215 53V52H214ZM222 53V52H221ZM241 53V52H240ZM253 53V52H252ZM251 53V54H252ZM256 53V52H255ZM6 54H8V52L6 53ZM36 54V53H35ZM55 54V53H54ZM84 54V53H83ZM113 54V53H112ZM111 54V55H112ZM115 54V53H114ZM114 54H113V56H114ZM119 54V53H118ZM166 54V53H165ZM165 54H163V55H165ZM176 54V53H175ZM174 54V55H175ZM182 54L184 55L185 54V52L183 53V51H182ZM181 54V55H182ZM211 54H212V52H211ZM227 54H229V53H227ZM231 54V53H230ZM244 54H246V53H244ZM250 54V53H249ZM258 54V53H257ZM25 55H26V53H25ZM56 55V54H55ZM92 55V54H91ZM91 55H89V56H91ZM96 55V54H95ZM105 55H106V53H105ZM108 55H110V54H108ZM117 55V54H116ZM127 55H129V54H127ZM170 55V54H169ZM177 55H178V53H177ZM187 55V54H186ZM206 55V54H205ZM215 55V54H214ZM241 55V54H240ZM239 55V56H240ZM243 55V54H242ZM19 56V55H18ZM29 56V55H28ZM27 56V57H28ZM43 56H44V54H43ZM77 56H79V55H77ZM101 56V55H100ZM113 56H112V58H113ZM118 56V55H117ZM116 56V57H117ZM162 56V55H161ZM244 56H248V53L246 54V55H244ZM254 56H255V54H254ZM262 56H263V53H262ZM8 57H9V55H8ZM26 57V58H27ZM45 57V56H44ZM81 57V56H80ZM88 57V56H87ZM109 57V56H108ZM119 57V56H118ZM117 57V58H118ZM174 57V56H173ZM178 58L177 59H179V55L177 56ZM246 57H245V59H246ZM251 57V56H250ZM260 57H261V55H260ZM11 58H13L12 56L10 57V59ZM26 58H24V59H26ZM30 58V57H29ZM35 58H36V56H35ZM85 58H86V56H85ZM90 58V57H89ZM93 58V57H92ZM99 58H101V57H99ZM99 58H97V60L99 59ZM111 58V57H110ZM109 58V59H110ZM155 58H156V56H155ZM167 58H169V57H167ZM170 58H172L171 56H170ZM169 58V59H170ZM195 58V57H194ZM252 58V57H251ZM251 58H248V59H251ZM255 58H256V56H255ZM254 58V59H255ZM21 59H23V56H22V58ZM33 59V58H32ZM70 59V58H69ZM74 59V58H73ZM83 59V58H82ZM115 59V58H114ZM187 59H188V57H187ZM190 59V58H189ZM212 59V58H211ZM240 59V58H239ZM239 59H237V61H239ZM253 59V60H254ZM12 60V59H11ZM18 60H19V58H18ZM17 60V61H18ZM27 60H29V59H27ZM63 60V59H62ZM61 60V61H62ZM92 59H90V60H88V62L89 61H91ZM118 60H120V59H118ZM168 60V59H167ZM172 60H174V58L172 59ZM171 60V62H173ZM175 60H176V57H175ZM194 60V59H193ZM235 60V59H234ZM256 60V59H255ZM16 61V60H15ZM22 61V60H21ZM26 61V60H25ZM30 61H31V59H30ZM29 61V62H30ZM37 61H39V60H37ZM65 61V60H64ZM96 61V60H95ZM99 61V60H98ZM164 61H165V59H164ZM163 61V62H164ZM211 61V60H210ZM229 61H230V58H229ZM237 61H236V64H237ZM245 61H247V60H244V64H246L245 63ZM258 62H259V59L257 60ZM256 61V62H257ZM260 61H261V59H260ZM28 62V63H29ZM33 62L35 63V60H33ZM44 62V61H43ZM50 62V61H49ZM93 62V61H92ZM91 62V63H92ZM112 62V61H111ZM170 62V61H169ZM176 62V61H175ZM174 62V64H175V67H176V63ZM181 62V61H180ZM184 62H185V59H184ZM190 62H191V60H190ZM228 62V61H227ZM235 62V61H234ZM242 62V61H241ZM253 61L251 60V63H252ZM258 62H257V65H258ZM263 62H264V60H263ZM10 63H12V62H10ZM21 63V62H20ZM24 63H27V62H24ZM36 63H39V62H36ZM47 63V62H46ZM71 63V62H70ZM85 63H86V61H85ZM84 63V64H85ZM97 64H99L98 62H96ZM95 63V64H96ZM118 63H119V61H118ZM165 63V62H164ZM224 63V62H223ZM230 63V62H229ZM247 63H248V61H247ZM250 63V62H249ZM261 63H262V61H261ZM33 64V63H32ZM50 64V63H49ZM66 64V63H65ZM114 64V63H113ZM116 64V63H115ZM114 64V66L116 67V65H118V64H116L115 65ZM171 65H172V63H170ZM170 64L168 65V68H169V66H170ZM186 64H188V63H186ZM192 64H193V62H192ZM238 64H240V61H239V63ZM262 64H264V63H262ZM23 65V64H22ZM41 66H42V64H40ZM57 65V64H56ZM59 65V64H58ZM90 64H86V66H89ZM127 65V64H126ZM161 65V64H160ZM191 65V64H190ZM194 65V64H193ZM230 65V64H229ZM231 65H232V63H231ZM261 65V64H260ZM5 66V65H4ZM27 66V65H26ZM39 66V65H38ZM41 66H40V68H41ZM60 66V65H59ZM76 66V65H75ZM79 66V65H78ZM82 67H83V65H81ZM85 66V65H84ZM183 66V65H182ZM181 66V67H182ZM185 66V65H184ZM216 66V65H215ZM10 67V66H9ZM25 67V66H24ZM66 67V66H65ZM71 67V66H70ZM72 67H73V65H72ZM95 67H96V65H95ZM126 67V66H125ZM124 67V68H125ZM175 67H171L172 69L171 70H173V68H175ZM180 67V66H179ZM192 67V66H191ZM234 67V66H233ZM233 67L231 66V68H232V70H233ZM236 67L238 68V65H236ZM239 67H240V65H239ZM256 67V66H255ZM262 67V66H261ZM2 68V67H1ZM12 68V67H11ZM16 68V67H15ZM28 68V67H27ZM27 68H25L26 70H27ZM43 68V67H42ZM46 68V67H45ZM89 68H91V67H87V69H89ZM111 68V67H110ZM109 68V69H110ZM155 68V67H154ZM177 68H178V66H177ZM184 68V67H183ZM189 68V67H188ZM212 68H213V66H212ZM237 68H236V70H237ZM241 68V67H240ZM248 68V67H247ZM258 68H259V66H258ZM263 68V67H262ZM14 69V68H13ZM36 69V68H35ZM62 69V68H61ZM76 69H78L77 68V66H76ZM75 69V70H76ZM86 69V70H87ZM95 69H97V68H95ZM94 69V70H95ZM113 69H114V67H113ZM121 69V68H120ZM170 69V68H169ZM169 69H167V73H168V71H170L169 73H171L170 75H172V72H171V70H169ZM185 69V68H184ZM183 69V70H184ZM192 69V68H191ZM196 69V68H195ZM213 69H215V67L213 68ZM223 69V68H222ZM241 69H243V68H241ZM239 70V71H242V70ZM260 70H261V68H259ZM258 69V70H259ZM34 70V69H33ZM47 70V69H46ZM52 70V69H51ZM60 70V69H59ZM66 70V69H65ZM83 70V69H82ZM98 70V69H97ZM96 70V71H97ZM105 70H107V69H105ZM115 70V69H114ZM113 70V71H114ZM140 70V69H139ZM176 70V69H175ZM187 70V69H186ZM185 70V71H186ZM227 70H228V68H227ZM232 70H230V72L232 71ZM235 70V71H236ZM16 71H17V69H16ZM35 71V70H34ZM52 71H54V70H52ZM63 71V70H62ZM69 71V70H68ZM90 71V70H89ZM93 70H92V68H91V72H92ZM102 71V70H101ZM100 71V72H101ZM112 71V72H113ZM116 71V70H115ZM182 71V70H181ZM211 71V70H210ZM263 71V70H262ZM4 72V71H3ZM23 72V71H22ZM21 72V73H22ZM43 72V71H42ZM42 72H40V74L42 73ZM56 72V71H55ZM59 72V71H58ZM57 72V73H58ZM81 72V71H80ZM117 72V71H116ZM115 72V73H116ZM157 72V71H156ZM201 72V71H200ZM213 72V71H212ZM217 72V71H216ZM17 73V72H16ZM19 73V72H18ZM17 73V74H18ZM26 73V72H25ZM64 73H65V71H64ZM79 73V72H78ZM85 73V72H84ZM88 73V72H87ZM90 73V72H89ZM103 73V72H102ZM105 73V72H104ZM109 73V72H108ZM120 73V72H119ZM191 73V72H190ZM190 73H189V75H190ZM218 73V72H217ZM226 73H227V71H226ZM232 73V72H231ZM237 73V72H236ZM241 73V72H240ZM244 73H246V72H244ZM243 73V74H244ZM6 74V73H5ZM23 74V73H22ZM55 74V73H54ZM82 74H83V72H82ZM98 74V73H97ZM113 74H114V72H113ZM112 74V75H113ZM194 74V73H193ZM213 74V73H212ZM250 74V73H249ZM59 75H60V72H59ZM72 75H74V74H72ZM76 75H78V74H76ZM91 75V74H90ZM93 75H94V72H93ZM99 75H101L100 73H99ZM116 75H117V73H116ZM122 75V74H121ZM155 75H157V74H155ZM167 75V74H166ZM177 75V74H176ZM175 75V76H176ZM196 75H197V73H196ZM207 75V74H206ZM226 75V74H225ZM224 75V76H225ZM261 75V74H260ZM20 76H21V74H20ZM25 76V75H24ZM30 76V75H29ZM39 76V75H38ZM50 76H51V74H50ZM54 76V75H53ZM57 76V75H56ZM78 76H80V75H78ZM85 76V80L88 78V77H91V76H88V74L87 75H84ZM86 76H87V78H86ZM102 76V75H101ZM101 76H100V78H101ZM108 76V75H107ZM119 77H118V80L116 79V83H118V81L120 80V81H122V78H121V76L120 75H118ZM138 76H142L141 74L140 75H138ZM144 76V75H143ZM168 76H169V74H168ZM175 76H173V77H175ZM204 76V75H203ZM210 76V75H209ZM218 77H219V75H217ZM250 76V75H249ZM262 76V75H261ZM10 77V76H9ZM14 77V76H13ZM21 77H23V76H21ZM46 77V76H45ZM61 77V76H60ZM94 77V76H93ZM93 77H91L92 79H93ZM95 77H96V72H95ZM105 77V76H104ZM109 77H111L110 75H109ZM170 77V79L172 78V76H169ZM186 77V76H185ZM212 77V76H211ZM216 77V76H215ZM230 76H228V78H229ZM231 77H232V74H231ZM233 77H234V74H233ZM24 78V77H23ZM27 78H29L28 76H27ZM38 78V77H37ZM42 78V77H41ZM70 78V77H69ZM72 78H73V76H72ZM72 78H70V79H72ZM75 78L77 79V76H75ZM74 78V79H75ZM80 78H82L83 79V76L82 77H80ZM79 78V79H80ZM99 78V79H100ZM116 78V77H115ZM115 78H112L113 80L115 79ZM144 78H145V76H144ZM168 78V77H167ZM213 78V77H212ZM217 78V77H216ZM249 78V77H248ZM257 78V77H256ZM6 79H9V78H6ZM26 79V78H25ZM55 79H56V77H55ZM138 79H139V77H138ZM151 79H153V78H151ZM200 79V78H199ZM209 79V78H208ZM207 79V80H208ZM235 78H233V80H234ZM252 79V78H251ZM250 79V80H251ZM21 80H22V78H21ZM45 80L46 79H44V83H45ZM49 80V79H48ZM61 80V79H60ZM94 80V79H93ZM92 80V81H93ZM100 80H102V79H100ZM100 80H98L99 82H100ZM113 80H112V82H113ZM147 80V79H146ZM154 80H155V77H154ZM187 80V79H186ZM185 80V81H186ZM190 80V79H189ZM213 80V79H212ZM216 80V79H215ZM230 80V79H229ZM249 80V79H248ZM255 80H257V79H255ZM3 81V80H2ZM28 81V80H27ZM32 81V80H31ZM43 81V80H42ZM71 81V80H70ZM81 81V80H80ZM83 81V80H82ZM90 81V80H89ZM98 81H96V82H98ZM103 81V80H102ZM105 81H106V79H105ZM152 81V80H151ZM156 81V80H155ZM195 81V80H194ZM210 81V80H209ZM209 81H207V82H209ZM217 81V80H216ZM235 81V80H234ZM16 82H18L17 80H16ZM24 82L25 81H23V84H24ZM39 82V84H40V81H38ZM52 82H53V80H52ZM63 82V81H62ZM65 82V81H64ZM85 82H87V81H85ZM115 82V81H114ZM169 82V81H168ZM172 82V80L170 81V83ZM175 82V81H174ZM187 82V81H186ZM206 82V83H207ZM211 82V81H210ZM221 82V81H220ZM220 82L218 83V84H220ZM242 82H243V80H242ZM247 82H250V81H247ZM257 82H258V80H257ZM0 83H1V81H0ZM59 83V82H58ZM67 83V82H66ZM74 83V85L76 84L75 82H73ZM84 83V82H83ZM82 83V84H83ZM93 83V82H92ZM104 83V82H103ZM176 83V82H175ZM191 83V82H190ZM200 83V82H199ZM215 83V82H214ZM223 83V82H222ZM230 83V82H229ZM236 83V82H235ZM14 84V83H13ZM15 84H17V83H15ZM38 84V83H37ZM52 84V83H51ZM67 84H69V83H67ZM105 84V83H104ZM107 84V83H106ZM105 84V86H107ZM108 84L110 85V82H108ZM121 84V83H120ZM127 84V83H126ZM129 84V83H128ZM186 84V83H185ZM189 84V83H188ZM196 84H198V83H196ZM211 85H212V83H210ZM216 84V83H215ZM224 84H226V83H224ZM228 84V83H227ZM233 84V83H232ZM244 84H247V83H244ZM243 84V85H244ZM249 85H251L250 83H248ZM25 85V84H24ZM27 85H28V83L25 85L26 86V90H27ZM55 85V84H54ZM85 85V84H84ZM111 85H112V83H111ZM117 85V84H116ZM115 85V86H116ZM123 85V84H122ZM143 85V84H142ZM171 85H173V84H171ZM187 85V84H186ZM190 85V84H189ZM236 85V84H235ZM40 86V85H39ZM59 86V85H58ZM77 86V85H76ZM79 86V85H78ZM87 86V85H86ZM93 86H94V84H93ZM93 86H91V89H92V87ZM96 86H97V84H96ZM95 86V87H96ZM99 86V85H98ZM97 86V87H98ZM102 86V85H101ZM104 86V85H103ZM118 86H119V84H118ZM121 86V85H120ZM144 86V85H143ZM167 86L168 85H166V88H167ZM174 87H175V85H173ZM191 86V85H190ZM213 86V85H212ZM223 86V85H222ZM28 87H30V86H28ZM45 87H46V89H45ZM60 87V86H59ZM59 87H55V88H59ZM66 87H68V85L66 86ZM73 87V86H72ZM81 87H82V85H81ZM94 87V88H95ZM100 87V86H99ZM112 86H110L109 88L110 89H112L111 88ZM122 87V86H121ZM147 87V86H146ZM146 87H144L145 88V90H147L146 89ZM178 87V86H177ZM180 87H182V86H180ZM186 87H188V86H186ZM196 87H198V86H196ZM227 87V86H226ZM246 87H247V85H246ZM263 87V86H262ZM16 88V87H15ZM19 88V87H18ZM25 88V87H24ZM35 88V87H34ZM37 88H38V86H37ZM62 88H63V86H62ZM65 88V87H64ZM71 88V87H70ZM80 88V87H79ZM88 88V87H87ZM126 88V87H125ZM124 88V89H125ZM143 88V89H144ZM152 88V87H151ZM169 88V87H168ZM183 88V87H182ZM189 88V87H188ZM218 88V87H217ZM244 88V87H243ZM2 90H3V88H1ZM41 89V88H40ZM100 89V88H99ZM99 89H97V90H99ZM108 89V88H107ZM123 89V88H122ZM129 89V88H128ZM150 89V88H149ZM173 89V88H172ZM171 89V90H172ZM178 89V88H177ZM180 89V91H182L181 90V88H179ZM192 90H190V91H193L194 93H195V90H193V87L191 88ZM209 89V88H208ZM232 89V88H231ZM257 89V88H256ZM19 91H20V89H18ZM25 90V91H26ZM38 90V89H37ZM36 90V91H37ZM44 90H47V92H48V88H47V86H46V83L44 84ZM55 90V89H54ZM59 90V89H58ZM58 90H57V92H58ZM63 90V89H62ZM68 90V89H67ZM73 90H75V89H73ZM103 90V89H102ZM117 90V89H116ZM166 91H168L167 89H165ZM189 90V89H188ZM207 90V89H206ZM229 90V89H228ZM227 90V91H228ZM258 90V89H257ZM264 90V89H263ZM66 91V88L64 89V92ZM69 91V90H68ZM68 91H66V92H68ZM108 91H109V89H108ZM108 91H107V93H108ZM120 91V90H119ZM127 91V90H126ZM142 91V90H141ZM174 91V90H173ZM176 91V90H175ZM185 91V90H184ZM200 91V90H199ZM226 91V92H227ZM250 91V90H249ZM252 91V90H251ZM262 91V90H261ZM46 92V91H45ZM44 92V93H45ZM46 92V93H47ZM56 92V91H55ZM64 92H62V93H64ZM65 92V93H66ZM85 93H86V90L84 91ZM100 92V91H99ZM99 92H98V94H99ZM117 92V91H116ZM186 92H188V91H186ZM209 92V91H208ZM219 92V91H218ZM225 92V91H224ZM225 92V93H226ZM233 92V91H232ZM1 93V92H0ZM3 93H4V91H3ZM3 93H2V95H3ZM17 93V92H16ZM24 93V92H23ZM43 93V92H42ZM49 93V92H48ZM51 93V92H50ZM59 93H60V91H59ZM76 93V92H75ZM94 93H95V91H94ZM111 94L110 95H113V93L112 92H110ZM125 93V92H124ZM145 93H146V91H145ZM167 92H165V94H166ZM172 93V92H171ZM203 93V92H202ZM207 93V92H206ZM231 93V92H230ZM230 93H229V95H230ZM243 93V92H242ZM246 93H248V92H246ZM250 93V92H249ZM20 94V93H19ZM36 94L37 93H35V97H36ZM73 94V93H72ZM83 94V93H82ZM87 94H88V92H87ZM105 94H106V92H105ZM104 94V95H105ZM123 93H121V96H125V95H122ZM149 94V93H148ZM168 94V93H167ZM199 94H201V93H199ZM214 94V93H213ZM221 94V93H220ZM226 94H228V92L226 93ZM233 94V93H232ZM16 95V94H15ZM27 95V94H26ZM38 95V94H37ZM53 95V94H52ZM59 95H61V94H59ZM66 95V97H67V95L68 94H65ZM65 95H63V96H65ZM75 95V94H74ZM102 96H103V94H101ZM117 95H120V93H118ZM127 96L126 97H128L129 95L128 94H126ZM173 95H174V93H173ZM186 95H188V93L186 94ZM189 95H190V93H189ZM205 95V94H204ZM212 95V94H211ZM228 95V96H229ZM17 96V95H16ZM40 96V95H39ZM36 97V98H40V97ZM44 96V95H43ZM46 96V95H45ZM49 96H50V94H49ZM68 96H70V95H68ZM76 96H77V93H76ZM101 96V97H102ZM120 96V97H121ZM137 96V95H136ZM135 96V97H136ZM141 97L143 96V94H141L140 95ZM146 96H147V94H146ZM167 96V95H166ZM171 96H172V94H171ZM201 96V95H200ZM208 96V95H207ZM221 96V95H220ZM227 96V97H228ZM4 97H6V95L4 96ZM20 97V96H19ZM28 97H29V95H28ZM53 97V96H52ZM52 97H49V99L50 98H52ZM55 97H56V94H55ZM54 97V98H55ZM57 97H59L58 96V94H57ZM79 97V96H78ZM92 97V96H91ZM91 97H90V99H91ZM93 97H95V96H93ZM93 97H92V99H93ZM98 97V96H97ZM105 97H107V96H105ZM105 97H104V99H105ZM110 97V96H109ZM115 97V96H114ZM205 97V96H204ZM230 97H231V95H230ZM232 97H233V95H232ZM231 97V98H232ZM236 97H238L237 95H236ZM3 98V97H2ZM2 98H1V100H2ZM10 98V97H9ZM12 98V97H11ZM24 98V97H23ZM22 98V99H23ZM31 98V97H30ZM43 97H41V99H42ZM74 98H75V96H74ZM82 98V97H81ZM86 98V97H85ZM85 98H83V100L85 99ZM144 98V97H143ZM186 98V97H185ZM189 98V97H188ZM197 98V97H196ZM201 98H203V97H201ZM212 98V97H211ZM214 98V97H213ZM252 98V97H251ZM251 98H250V100H251ZM20 99V98H19ZM56 99V98H55ZM58 99V98H57ZM67 99V98H66ZM78 99V98H77ZM91 99V101H93ZM94 99H96V97L94 98ZM103 99V98H102ZM113 99V98H112ZM111 99V100H112ZM117 99H119V98H117ZM172 99H174L173 98V96H172ZM180 99V98H179ZM192 99L194 100L195 99V96H194V98L192 97ZM200 99V98H199ZM236 99V98H235ZM239 99H240V97L238 98V101H239ZM243 99V98H242ZM246 98H244L243 99V101L245 100ZM4 100V99H3ZM2 100V103L4 102ZM11 100H14L13 98L11 99ZM17 100V99H16ZM28 100H29V98H28ZM27 100V101H28ZM40 100V99H39ZM46 100H48L47 98H46ZM45 100V101H46ZM62 100V99H61ZM80 100V99H79ZM87 100H88V98H87ZM121 100V99H120ZM123 100V99H122ZM142 100V99H141ZM140 100V101H141ZM143 100H145V99H143ZM171 100V99H170ZM188 100H190V99H188ZM202 100V99H201ZM230 100V99H229ZM247 100V99H246ZM245 100V101H246ZM249 100V101H250ZM35 101V100H34ZM40 101H44V99H42V100H40ZM39 101V102H40ZM44 101V102H45ZM50 101V100H49ZM48 101V102H49ZM54 101H56V100H54ZM90 100H88V102H89ZM128 101V100H127ZM140 101H139V103H140ZM207 101V100H206ZM237 101V102H238ZM242 101V104L241 103H239V105L241 104V105H244L245 104V101L243 102ZM253 101V100H252ZM9 102V101H8ZM22 102V101H21ZM36 102H38V101H36ZM35 102V104H38V103H36ZM58 102V101H57ZM67 102H68V99H67ZM67 102H65V104L67 103ZM81 102V101H80ZM85 102V101H84ZM111 102V101H110ZM113 102V101H112ZM111 102V103H112ZM123 103H124V101H122ZM146 102V101H145ZM170 103H171V101H169ZM200 102H202V101H200ZM218 102V101H217ZM221 102V101H220ZM231 102H233L232 100H231ZM231 102H228L229 104L231 103ZM234 102H235V100H234ZM234 102H233V104H234ZM240 102V101H239ZM13 103V102H12ZM41 103H43V102H40V104ZM47 102H45V104H46ZM74 103H76V101L74 102ZM90 103V102H89ZM94 103H95V101H94ZM116 103H119V102H116ZM144 103V102H143ZM143 103H142V105L140 104V106H141V108L140 109H142L143 107H145L144 105H143ZM174 102H172V104H173ZM188 103H189V101H188ZM195 103V102H194ZM211 103H212V101H211ZM244 103V104H243ZM263 103V102H262ZM4 104V103H3ZM31 104H33V103H31ZM61 104H63V103H61ZM82 105V107H84L85 105H83V103H81ZM86 104V103H85ZM92 104V103H91ZM96 104H97V102H96ZM114 104H115V102H114ZM113 104V105H114ZM120 104V103H119ZM125 104H126V102H125ZM146 104H148V103H146ZM169 104V103H168ZM179 104H180V102H179ZM196 104V103H195ZM194 104V105H195ZM5 105V104H4ZM15 105V104H14ZM29 105V104H28ZM43 105H44V103H43ZM59 105V104H58ZM67 105H68V103H67ZM75 105V104H74ZM89 105V107H90V104H88ZM112 105V106H113ZM129 105V104H128ZM178 105V104H177ZM200 105V104H199ZM198 105V106H199ZM202 105V104H201ZM206 105L207 104H205V108H206ZM214 105V104H213ZM215 105H216V102H215ZM223 105H225V104H223ZM237 106L236 107H238V104H236ZM32 106V105H31ZM39 106H42V104L41 105H39ZM46 106V105H45ZM63 106V105H62ZM93 105H91V107H92ZM95 107H96V105H94ZM93 106V107H94ZM99 105H97V107H98ZM101 106V105H100ZM114 106H118V105H114ZM121 106V105H120ZM182 106H184V105H182ZM217 106H218V104H217ZM216 106V107H217ZM225 106H227V105H225ZM232 106V105H231ZM245 106V105H244ZM243 106V107H244ZM249 106V105H248ZM247 106V107H248ZM25 107V106H24ZM35 107H37V109L39 108L38 107V105L37 106H35ZM55 107H57V106H55ZM66 107V105H64V108ZM81 107V108H82ZM96 107V108H97ZM102 107H103V105H102ZM107 107H109V106H107ZM122 107V106H121ZM186 107V106H185ZM188 107V106H187ZM202 107V106H201ZM203 107H204V105H203ZM215 107V106H214ZM213 107V108H214ZM215 107V108H216ZM228 107H230V106H228ZM227 107V108H228ZM260 107V106H259ZM9 108H11V106L9 107ZM30 108V107H29ZM43 108H45V107H43ZM43 108H41L40 107V109L42 110ZM70 108V107H69ZM74 108V107H73ZM79 108V107H78ZM87 108V107H86ZM95 108V109H96ZM105 108V107H104ZM112 108V107H111ZM175 108H177V107H175ZM192 108H193V106H192ZM210 108V107H209ZM208 108V109H209ZM218 108V107H217ZM224 108V107H223ZM249 108V107H248ZM256 108H257V106H256ZM25 109V108H24ZM32 109L33 108H31V111H32ZM63 109V108H62ZM62 109H60L59 111H61ZM83 109V108H82ZM85 109V108H84ZM94 109V108H93ZM94 109V110H95ZM103 109V108H102ZM115 109V108H114ZM203 109V108H202ZM207 109V110H208ZM230 109H232L231 107H230ZM239 109V108H238ZM5 110H8V109H5ZM11 110V109H10ZM14 110V109H13ZM35 110V109H34ZM41 110H38L39 112L41 111ZM74 110V109H73ZM86 110V109H85ZM105 110H106V108H105ZM105 110H104V113H105ZM112 110V109H111ZM121 110H122V108H121ZM125 110H127V108L125 109ZM149 110V109H148ZM175 110V109H174ZM181 110V109H180ZM195 110H196V108H195ZM200 110V109H199ZM204 110V109H203ZM226 110V109H225ZM229 110V109H228ZM233 110H235V109H233ZM246 110V109H245ZM252 110H254V109H252ZM68 112H69V110H67ZM84 111V110H83ZM82 111V112H83ZM89 111V110H88ZM128 111V110H127ZM127 111H125V112H127ZM137 111V110H136ZM141 111V110H140ZM185 110H183V112H184ZM189 111V110H188ZM193 111V110H192ZM209 111H210V109H209ZM213 111H214V109H213ZM216 111V110H215ZM236 111H238L237 109H236ZM240 111V110H239ZM260 111H262V110H260ZM9 111H7V113H8ZM33 112V111H32ZM81 112V113H82ZM113 112V111H112ZM129 112V111H128ZM132 112V111H131ZM142 112V111H141ZM144 112H145V109H144ZM168 112H170V111H168ZM167 112V113H168ZM174 111H172V113H173ZM180 112V111H179ZM182 112V111H181ZM186 112H187V110H186ZM193 112H195V111H193ZM192 112V113H193ZM197 112H198V109H197ZM203 112V111H202ZM201 112V113H202ZM231 112H233V111H231ZM257 112V111H256ZM259 112V111H258ZM258 112H257V114H258ZM10 113V112H9ZM9 113H8V115H9ZM29 113V112H28ZM28 113H26V114H28ZM55 113V112H54ZM84 113V112H83ZM88 113H90L89 115L91 116V110H90V112H88ZM103 113V112H102ZM143 113V112H142ZM188 113V112H187ZM196 113V112H195ZM194 113V114H195ZM218 113V112H217ZM221 113V112H220ZM226 113V112H225ZM239 113V112H238ZM262 113V112H261ZM5 114L6 113H4V116H5ZM12 114H13V112H12ZM36 114H38V112L36 113ZM45 113H43V115H44ZM59 114V113H58ZM61 114H62V111H61ZM68 114H70V113H68ZM129 114V113H128ZM184 114V113H183ZM223 114V113H222ZM221 114V115H222ZM231 114V113H230ZM233 114H235V112L233 113ZM7 115V116H8ZM32 115H33V113H32ZM86 115V114H85ZM88 115V114H87ZM86 115V116H87ZM94 115V114H93ZM104 115V114H103ZM193 115V114H192ZM206 115V114H205ZM212 115V114H211ZM232 115V114H231ZM236 115V114H235ZM258 115H260V114H258ZM257 115V116H258ZM263 115V114H262ZM18 117H19V114L17 115ZM23 116H24V114H23ZM23 116L21 117V118H23ZM28 116V115H27ZM39 116V115H38ZM71 116V115H70ZM75 116V115H74ZM96 116V115H95ZM94 116V117H95ZM112 116H114V115H112ZM123 116V115H122ZM127 116V115H126ZM130 117H131V115H129ZM141 116V115H140ZM143 116L144 115H142V117L141 118H143ZM172 116V115H171ZM179 116H180V113H179ZM178 116V117H179ZM185 116V115H184ZM190 116V115H189ZM224 116H227V115H225L224 114ZM237 117H238V115H236ZM253 116V115H252ZM10 117V116H9ZM26 117V116H25ZM88 117V116H87ZM100 117H102V116H100ZM115 117V116H114ZM181 117V116H180ZM186 117V116H185ZM204 117V116H203ZM244 117V116H243ZM262 117V116H261ZM261 117H259L260 119H261ZM14 118V117H13ZM12 118V119H13ZM17 118V117H16ZM89 118V117H88ZM88 118L86 119V120H88ZM106 118H107V116H106ZM128 118V117H127ZM167 118H169V117H167ZM171 118V117H170ZM169 118V119H170ZM188 118V117H187ZM205 118H207V117H205ZM211 118V117H210ZM19 119V118H18ZM25 119V118H24ZM24 119H23V121H24ZM35 119V118H34ZM33 119V120H34ZM38 119V118H37ZM70 119V118H69ZM73 119V118H72ZM97 119H99L100 120V118H98L97 117ZM96 119V120H97ZM112 119V118H111ZM117 119V118H116ZM122 119H124L123 117H122ZM129 119V118H128ZM132 119V118H131ZM177 119V118H176ZM190 119V118H189ZM194 119V118H193ZM195 119H197V118H195ZM200 119H201V117H200ZM208 119V118H207ZM207 119H205V121L207 120ZM233 119V118H232ZM235 119V118H234ZM260 119H259V121H260ZM263 119V118H262ZM14 120V119H13ZM12 120V121H13ZM36 120V119H35ZM53 120V119H52ZM68 120V119H67ZM71 120V119H70ZM69 120V121H70ZM98 120V121H99ZM103 120V119H102ZM139 120V119H138ZM164 120H166L165 118H164ZM179 120H181V119H179ZM179 120H178V122H179ZM203 120V119H202ZM202 120H200V121H202ZM222 120H223V116H222ZM264 120V119H263ZM6 121V120H5ZM11 121V122H12ZM15 121H16V119H15ZM30 121H31V119H30ZM43 121V120H42ZM104 121V120H103ZM107 121V120H106ZM105 121V122H106ZM177 121V120H176ZM175 121V122H176ZM192 121V120H191ZM199 121V120H198ZM215 121V120H214ZM214 121L212 122V125H214L213 123H214ZM221 120H219V122L218 123H221L220 122ZM234 121V120H233ZM242 121H243V119H242ZM242 121H241V123H242ZM250 121V120H249ZM251 121H252V119H251ZM258 121V122H259ZM21 122V121H20ZM36 122V121H35ZM53 122V121H52ZM73 122V121H72ZM82 122V121H81ZM114 122V121H113ZM133 122V121H132ZM175 122L173 123H171V125H173V124H175ZM181 123H183L182 121H180ZM185 122V121H184ZM204 122V121H203ZM210 122V121H209ZM223 122H226L225 120H223L222 121V123ZM7 123H8V121H7ZM15 123V122H14ZM87 123V122H86ZM101 123H102V121H101ZM110 123V122H109ZM129 123V122H128ZM217 123V124H218ZM230 123H231V121H230ZM244 123V122H243ZM242 123V124H243ZM262 123V122H261ZM24 124V123H23ZM26 124V123H25ZM28 124H30V123H28ZM32 124V123H31ZM30 124V125H31ZM34 124V123H33ZM36 124V123H35ZM68 124V123H67ZM70 124V123H69ZM91 124V123H90ZM119 124V123H118ZM124 124V123H123ZM178 124V123H177ZM176 124V125H177ZM180 124V123H179ZM178 124V125H179ZM186 124V123H185ZM238 124V123H237ZM250 124V123H249ZM253 124H255V123H253ZM263 124V123H262ZM2 125H4V124H2ZM7 124H5L4 126H6ZM12 125V124H11ZM13 125H16V124H13ZM12 125V126H13ZM20 125V124H19ZM39 125V124H38ZM57 125V124H56ZM71 125H73V124H71ZM97 125H99V124H97ZM114 125V124H113ZM125 125V124H124ZM123 125V126H124ZM128 125V124H127ZM151 125V124H150ZM170 125V124H169ZM184 125V124H183ZM194 125V124H193ZM211 125V126H212ZM221 125V124H220ZM231 125V124H230ZM239 125V124H238ZM238 125H237V127H238ZM252 125V124H251ZM256 125V124H255ZM264 125V124H263ZM34 126V125H33ZM32 126V127H33ZM69 126V125H68ZM78 126H80V124L78 125ZM84 126H86V125H84ZM107 126V125H106ZM106 126H105V128H106ZM110 126V125H109ZM115 126V125H114ZM138 126H139V124H138ZM158 126V125H157ZM189 126V125H188ZM187 126V130H185V133H186V131H189L188 129H189V127ZM209 126V125H208ZM236 126V125H235ZM240 126H242V125H239V128H240ZM257 126V125H256ZM15 127V126H14ZM17 127V126H16ZM35 127V126H34ZM58 127V126H57ZM74 127V126H73ZM97 127H102V126H97ZM96 127V128H97ZM125 127V126H124ZM141 127V126H140ZM173 127V126H172ZM176 127V126H175ZM178 127V126H177ZM176 127V128H177ZM190 127H192V126H190ZM193 127H195V126H193ZM199 127V126H198ZM198 127H196V128H198ZM259 127V126H258ZM13 127H11V129H12ZM20 128V127H19ZM59 128H62V126L61 127H59ZM58 128V129H59ZM65 128H67L68 129V127H65ZM86 127H84V129H85ZM116 128V127H115ZM133 128V127H132ZM174 128V127H173ZM175 128V129H176ZM203 128H206V127H203ZM209 128V127H208ZM227 128V127H226ZM236 128V127H235ZM243 128V127H242ZM242 128L241 129H239V130H242ZM249 128H251L250 126H249ZM253 128V127H252ZM255 128V127H254ZM6 129V128H5ZM25 129V128H24ZM28 129V128H27ZM57 129V128H56ZM77 129V128H76ZM81 129V128H80ZM87 129V128H86ZM90 129H93V128H91V126H90ZM100 128H98V130H99ZM107 129V128H106ZM108 129H109V127H108ZM108 129H107V131H108ZM127 129H128V127H127ZM157 129V128H156ZM169 129H170V127H169ZM178 130L180 129V128H177ZM182 129V128H181ZM180 129V130H181ZM191 129H193V128H191ZM190 129V131H193V130H191ZM213 129H214V126H212V131H213ZM238 129V128H237ZM236 129V130H237ZM256 129V128H255ZM258 129V128H257ZM26 130V129H25ZM40 130V129H39ZM45 130V129H44ZM53 130V129H52ZM60 130V129H59ZM58 130V131H59ZM78 130H79V128H78ZM77 130V132H79ZM96 130V129H95ZM94 130V131H95ZM101 130H103V129H101ZM100 130V132L102 133V131ZM105 130V129H104ZM109 130H111V129H109ZM112 130H114V129H112ZM152 130V129H151ZM163 130V129H162ZM173 130V129H172ZM177 130V131H178ZM234 130V129H233ZM245 129H243V131H244ZM251 130V129H250ZM249 130V131H250ZM13 131V130H12ZM16 131V130H15ZM57 131V130H56ZM57 131V132H58ZM62 131V130H61ZM63 131H65V130H63ZM76 131V130H75ZM88 131V130H87ZM87 131H86V133H87ZM133 131H135V130H133ZM132 131V132H133ZM147 131V130H146ZM160 131V130H159ZM175 131V130H174ZM196 131V130H195ZM194 131V132H195ZM208 131V130H207ZM210 131V130H209ZM214 131H215V133H216V130L214 129ZM219 131V130H218ZM259 131V130H258ZM42 132H44V131H42ZM46 132V131H45ZM73 132V131H72ZM76 132V133H77ZM96 132H97V130H96ZM95 132V133H96ZM100 132H99V134H100ZM130 132V131H129ZM138 132V131H137ZM142 132V131H141ZM149 132V131H148ZM153 132V131H152ZM180 132V131H179ZM193 132V133H194ZM225 132H226V130H225ZM239 131H237V133H238ZM4 133V132H3ZM12 133V132H11ZM10 133V134H11ZM17 133H19V130H18V132ZM24 133H25V131H24ZM28 132L26 131V134H27ZM35 133V132H34ZM39 134H41L40 132H38ZM50 133V132H49ZM58 133H60V132H58ZM62 133V132H61ZM64 133V132H63ZM62 133V134H63ZM80 133H82V132H80ZM79 133V134H80ZM90 132H88V135H90L89 134ZM92 133H94V132H92ZM94 133V135H98L99 136V134H95ZM105 133V132H104ZM103 133V134H104ZM109 133H111L110 131H109ZM112 133H113V131H112ZM111 133V134H112ZM128 133V132H127ZM165 134L167 133V131L166 132H164ZM164 133H162V134H164ZM203 133H204V131H203ZM215 133H214V135H215ZM244 133H245V131H244ZM247 133V132H246ZM256 133H257V130H256ZM256 133H255V135H256ZM264 133V132H263ZM6 134V133H5ZM47 134V133H46ZM103 134H102V136H103ZM128 134H130L131 136L129 137V139L131 138L132 139V134L131 133H128ZM136 134V133H135ZM176 134V133H175ZM188 134H190V133H188ZM187 133H186V135H188ZM195 135H196V132L194 133ZM210 134H212V132L210 131ZM235 134V133H234ZM241 134H242V132H241ZM14 135V134H13ZM23 135V134H22ZM28 135V134H27ZM26 135V136H27ZM30 135V134H29ZM37 135V134H36ZM64 135V134H63ZM70 135H72V134H70ZM101 135V134H100ZM118 134H116V136H117ZM126 135V134H125ZM174 135V134H173ZM173 135H172V138H174L173 137ZM184 135V134H183ZM191 135V134H190ZM243 135V134H242ZM258 136H256L258 139H259V136H260V141L258 142L257 141V143H259L257 146L259 147L258 149H260L259 151H256V152H253V153H251V154H247V155H245L246 156V158H240V160H239V162L238 163H240V161H242V163L240 164V167H241V174L239 175V177H238V179H237V181H236V183L234 184V186H233V192L234 191H237V194H238V197L240 198V200H241V203H242V212H243V214H244V216H243V222H239V223H237L238 222V218H237V214L235 213V210H233L232 209V207H231V204H233V202H238V201H236L235 200V198L234 197H232L231 195H232V192H231V189H232V185H230V184H227V186L225 187V188H222V189H220V187L219 186H221V185H219L218 186V184H217V182H216V186H217V188L215 187V185H214V176L215 175H217V173L214 175L213 174V172H210L211 170H212V168H211V166H210V171L206 168L207 167V165H205V162H204V155L202 154V155H199V154H195V152L194 151H196L195 149H190L189 148V140H187L188 138V136L186 137L187 139H182L178 144H175V142L173 143V146L171 145V142L169 141V139H168V141L170 142V143H168L167 142V140H160L159 141V145H153V146H155V149H157V152H159V153H157V154H160V158L162 159V158H166L167 156H168V152L167 151H169V152H171V151H173V152H176V154H178V161H175L174 159L173 160H171L172 158L171 157H169V158H171V159H167L166 158V160H167V162H168V164L163 168V167H161V168H155V165L154 164H151L150 166L151 167H153V169H154V171H152L151 173L149 172V171H147V173L145 174L144 172H143V169H140V167H138V166H136L137 164H135L134 163V161H133V163H134V165H135V169H134V171L132 172V175H131V177H132V181H131V184H130V189H127V188H124L125 190H124V192H125V194H126V196H128V197H131V198H134V200L135 201H137L138 202V204H140V208L138 207L137 208V210L135 211V213H134V220L132 221V225H133V227L132 228H136L133 232H132V234H131V236H128V234H127V232H122L120 235L123 237V235L125 234V236L121 239L120 237L121 236H119V232H118V230H116L114 233H113V238H111L110 236H106V235H104L103 233H101V231H100V234H99V236H98V238H97V240H95V239H93V238H90L89 240H87V242H86V244H85V246H84V244H82V243H75V244H69L68 245V248L67 249H65V252L64 251H57L58 249H57V247L60 245V246H62L63 247V245H65V243H66V240H64V237L60 240V241H58L57 239H54V236H56V234L57 233H61L60 231H62L63 233L65 232V227H61L62 225H60V223H59V226L58 225H56V223L55 224H52V225H50V226H48L47 227V231H49V233H50V236H46L45 238H43V237H41V236H39V234L37 233V231H32L31 229H29V228H27L26 227V224H24V225H22V226H20V227H13V228H11L10 230H8V231H6L4 234H2V235H0V264H95L96 262H97V260L98 259H106V261L105 262H107V264H159V263H163V262H167L168 264H264V172H262L261 171V169H263L264 170V138H262L263 137V135L261 136L260 134H257ZM38 136V135H37ZM75 136V135H74ZM82 136V135H81ZM81 136H80V138H81ZM92 136V135H91ZM114 136V135H113ZM127 136H129V135H127ZM166 136H167V138H168V135L166 134ZM169 136H171V135H169ZM180 136V135H179ZM197 136H198V134H197ZM239 136V135H238ZM254 136V135H253ZM15 137V136H14ZM20 137V136H19ZM22 137V136H21ZM48 137V136H47ZM64 137H65V135H64ZM104 137V136H103ZM121 137V139L123 138L122 136H119V138ZM135 137V136H134ZM133 137V138H134ZM148 137V136H147ZM178 137V136H177ZM177 137H175V138H177ZM183 137V136H182ZM191 137V139L193 138L192 137V135L190 136ZM212 137V136H211ZM222 137V136H221ZM229 137V136H228ZM236 137V136H235ZM255 137V136H254ZM18 138V137H17ZM42 138H43V136H42ZM48 138H50V137H48ZM54 138V137H53ZM60 138V137H59ZM58 138V139H59ZM66 138V137H65ZM64 138V140H66ZM68 138V137H67ZM72 139H73V137H71ZM76 138H77V134H76ZM79 138V137H78ZM85 138H87V136L85 137ZM85 138H83V139H85ZM92 138V137H91ZM97 138V137H96ZM111 138V137H110ZM114 138V137H113ZM153 138V137H152ZM198 138V137H197ZM213 138V137H212ZM245 138V137H244ZM8 139V138H7ZM19 139V138H18ZM21 139V138H20ZM27 139V138H26ZM45 139H46V135H45ZM54 139H56V138H54ZM89 139V138H88ZM93 139V138H92ZM92 139H91V141H92ZM99 139H100V137H99ZM203 139V138H202ZM205 139H206V137H205ZM239 139V138H238ZM11 140H13V138L11 139ZM24 140V139H23ZM22 140V141H23ZM60 140V139H59ZM61 140H63V139H61ZM60 140V141H61ZM68 140V139H67ZM67 140L66 141H64V143L66 142L67 143ZM70 140L71 139H69V142H70ZM75 140V139H74ZM103 140H105V139H103ZM108 140V139H107ZM114 140V139H113ZM123 140V139H122ZM193 140V139H192ZM191 140V141H192ZM198 140V139H197ZM197 140H195V138H194V141H196V143L198 142ZM236 140H237V138H236ZM244 140V139H243ZM7 141V140H6ZM18 141V140H17ZM20 141V140H19ZM18 141V142H19ZM30 142H31V138H30V140H29ZM38 141V140H37ZM33 142L34 144V146L36 147L38 144L37 143H39V141L38 142ZM81 141V140H80ZM95 141V140H94ZM98 141V140H97ZM106 141V140H105ZM119 141H120V139H119ZM135 141V140H134ZM155 141V140H154ZM157 141V140H156ZM172 141V140H171ZM216 141V140H215ZM221 141V140H220ZM2 142V141H1ZM11 142V141H10ZM24 142V141H23ZM30 142H28V143H30ZM99 142V141H98ZM122 142V141H121ZM173 142V141H172ZM203 142V141H202ZM242 142V141H241ZM240 142V143H241ZM253 143H254V139H253V141H252ZM13 143V142H12ZM27 143V144H28ZM37 145H36V144ZM41 143V142H40ZM45 143L48 145V144H50V143H47V140L45 141ZM66 143H65V146H67L66 145ZM72 143V145H74V144H76L75 142H71ZM83 143V142H82ZM94 143H97V142H94ZM100 143V142H99ZM108 143V142H107ZM114 143V142H113ZM125 143V142H124ZM133 143V142H132ZM146 143V142H145ZM147 143H148V140H147ZM195 143V142H194ZM195 143V144H196ZM199 143V142H198ZM239 143V142H238ZM239 143V144H240ZM244 143V142H243ZM247 143H248V141H247ZM2 144H6L5 142L4 143H2ZM7 144H10V143H7ZM6 144V145H7ZM23 144V143H22ZM26 144V143H25ZM31 145H32V142L30 143ZM46 144L44 145L45 147H46ZM85 144V143H84ZM83 144V145H84ZM89 144V143H88ZM104 144H106V142H104ZM122 144V143H121ZM143 144V143H142ZM238 144V145H239ZM245 144V143H244ZM20 145V144H19ZM32 145V148H31V150L33 149V146ZM86 145V144H85ZM92 145V144H91ZM95 145V144H94ZM101 145L103 146V144L101 143ZM123 145V144H122ZM122 145H121V147H122ZM148 145V144H147ZM199 145V144H198ZM200 145H203V144H201L200 143ZM205 145V144H204ZM233 145V144H232ZM248 145H250V144H248ZM248 145H247V147H248ZM14 146V145H13ZM17 146H18V144H17ZM43 146V145H42ZM51 146V145H50ZM68 146H69V144H68ZM77 146V145H76ZM89 146V145H88ZM93 146V145H92ZM92 146L90 147L91 149H93L94 150V147L92 148ZM127 146V145H126ZM193 146H195V145H193ZM197 146V145H196ZM195 146V147H196ZM222 146H223V144H222ZM236 146V145H235ZM4 147H5V145H4ZM10 147V146H9ZM16 147V146H15ZM21 147V146H20ZM26 147H28V145L26 146ZM34 147V148H35ZM38 148H39V145L37 146ZM49 147V146H48ZM48 147H46V149L48 148ZM72 147V146H71ZM74 147V146H73ZM95 147H96V145H95ZM98 147V146H97ZM100 147V146H99ZM107 147V146H106ZM109 147H111L110 145H109ZM204 147V146H203ZM202 147V148H203ZM238 146H236L235 148H237ZM239 147H241L240 145H239ZM246 147V148H247ZM14 148V147H13ZM19 148V147H18ZM21 148H25V147H21ZM29 148V147H28ZM27 148V149H28ZM68 148V147H67ZM83 148V147H82ZM86 149H88L87 147H85ZM123 148H125V146L123 147ZM191 148H194V147H192L191 146ZM198 147H196V149H197ZM206 148H207V155H206V159H210V158H214L215 157V155H216V153H217V149L219 148L218 146H216V145H214V143H213V141H210V142H207V144H206ZM244 148V147H243ZM246 148H244V150H246ZM6 149V148H5ZM9 149V148H8ZM11 149V148H10ZM42 147H41V149L39 148V150H41L42 151ZM62 149V148H61ZM65 149H66V147H65ZM72 149V148H71ZM106 149V148H105ZM120 149V148H119ZM126 149V148H125ZM124 149V150H125ZM133 149V148H132ZM221 149V148H220ZM13 150V149H12ZM24 151L26 150V149H23ZM48 150V149H47ZM46 150V151H47ZM59 150V149H58ZM124 150H123V152H124ZM192 150V151H191ZM204 150V149H203ZM222 150V149H221ZM220 150V151H221ZM232 150V149H231ZM244 150H243V152H244ZM9 151V150H8ZM14 151H16V149L14 150ZM13 151V152H14ZM68 151V150H67ZM71 151V150H70ZM87 151V150H86ZM88 151H89V149H88ZM87 151V152H88ZM102 151V150H101ZM120 151V150H119ZM155 151V150H154ZM199 151V150H198ZM232 151H234V150H232ZM248 151V150H247ZM249 151H250V149H249ZM3 152V151H2ZM1 152V153H2ZM5 152V151H4ZM7 152V151H6ZM5 152V153H6ZM36 152V151H35ZM38 152V151H37ZM58 152V151H57ZM69 152V151H68ZM76 152V151H75ZM74 152V153H75ZM84 152V151H83ZM82 151H81V153H83ZM86 152V155L89 153H87ZM109 152H110V150H109ZM149 152V151H148ZM10 153V152H9ZM40 153H42V152H40ZM40 153H39V155H40ZM59 153V152H58ZM65 153V152H64ZM97 153V152H96ZM104 153V152H103ZM102 153V154H103ZM120 153H121V151H120ZM119 153V154H120ZM125 153V152H124ZM129 153V152H128ZM153 153V152H152ZM198 153V152H197ZM205 153V152H204ZM32 154H34V152L32 151V153L30 154V156L32 155ZM43 154V153H42ZM57 154V153H56ZM68 154V153H67ZM67 154H65V156H63V157H66V155ZM83 154H85V153H83ZM92 154V153H91ZM105 154V153H104ZM103 154V155H104ZM107 154V153H106ZM110 154H111V152H110ZM114 154V153H113ZM113 154H111V155H113ZM122 154V153H121ZM157 154H155V155H157ZM200 154H201V152H200ZM218 154V153H217ZM231 154V153H230ZM245 154V153H244ZM4 155H6V154H4ZM21 155V154H20ZM35 155V154H34ZM37 155V154H36ZM47 155H48V153H47ZM52 156H53V154H51ZM60 155V154H59ZM69 155H70V153H69ZM73 155V154H72ZM71 155V156H72ZM89 155V154H88ZM93 155H94V153H93ZM92 155V156H93ZM123 155V154H122ZM130 155V154H129ZM233 155V154H232ZM241 155V154H240ZM8 156V155H7ZM22 156V155H21ZM21 156L19 157L20 159H21ZM45 156V155H44ZM78 156V155H77ZM84 156V155H83ZM92 156H90V159L92 158ZM107 156H109L110 157V155H108L107 154ZM123 156H126L125 154L123 155ZM133 156V155H132ZM174 156H176V155H174ZM220 156V155H219ZM225 156H226V158H229V155L228 154H225ZM0 157H1V155H0ZM15 157V156H14ZM17 157V156H16ZM29 157V156H28ZM34 157V156H33ZM39 157V156H38ZM68 157V156H67ZM72 157H74V156H72ZM76 157V156H75ZM128 157V156H127ZM135 157V156H134ZM7 157H5V159H6ZM24 158H25V156H24ZM23 158V159H24ZM48 158V157H47ZM51 158V157H50ZM49 158V159H50ZM70 158V157H69ZM86 158H88V157H86ZM96 158H98V157H96ZM103 158V157H102ZM146 158V157H145ZM148 158V157H147ZM153 158H154V155H153ZM156 158V157H155ZM174 158V157H173ZM177 158V157H176ZM221 158H222V156H221ZM220 158V160H222ZM8 159V158H7ZM26 159V158H25ZM37 159V158H36ZM61 159V158H60ZM73 159V158H72ZM79 159V158H78ZM112 159H113V157H112ZM111 159V160H112ZM123 159H125V158H123ZM158 159V158H157ZM160 159V161H162ZM22 160V159H21ZM66 160H67V158H66ZM74 161H75V159H73ZM73 160H71L72 162H73ZM77 160V159H76ZM80 160V159H79ZM84 160V159H83ZM106 160V159H105ZM105 160H102V161H105ZM109 159H107V161H108ZM211 160V159H210ZM3 161V160H2ZM23 161V160H22ZM24 161H27V160H24ZM29 161H31L30 159H29ZM35 161V160H34ZM51 161V160H50ZM65 161V160H64ZM69 161V160H68ZM87 161V160H86ZM93 161V160H92ZM118 161H119V159H118ZM122 161V160H121ZM121 161H120V163H121ZM125 161V160H124ZM139 161V160H138ZM155 161V160H154ZM156 161H158V160H156ZM164 161V160H163ZM206 161V160H205ZM260 161V162H259ZM6 163H7V161H5ZM21 161H19V163H20ZM36 162V161H35ZM34 162V163H35ZM40 162H41V160H40ZM46 162V161H45ZM77 162V161H76ZM79 162V161H78ZM111 162V161H110ZM115 162V161H114ZM166 162V163H167ZM208 162V164H209V161H207ZM206 162V163H207ZM213 162H214V160H213ZM2 163H4V162H2ZM6 163H4L3 165H5ZM23 163V162H22ZM25 163V162H24ZM30 163V162H29ZM38 163H39V161H38ZM48 163H50V162H48ZM81 163V162H80ZM79 163V164H80ZM93 163V162H92ZM91 163V164H92ZM94 163H96V165H97V162L95 161ZM112 163V162H111ZM139 163H140V161H139ZM154 163H156V162H154ZM161 163V162H160ZM165 163V162H164ZM211 163V162H210ZM56 164H57V162H56ZM65 164V163H64ZM67 164V163H66ZM70 164H72V163H70ZM76 164V163H75ZM115 164H117V163H115ZM114 164V165H115ZM119 164V163H118ZM141 164V163H140ZM194 164H197V171L198 172H192L191 171V168H192V166L194 165ZM19 165V164H18ZM28 165V164H27ZM26 165V166H27ZM44 165V164H43ZM81 165V164H80ZM88 165V164H87ZM112 165V164H111ZM121 165V164H120ZM214 165H216V164H214ZM20 166V165H19ZM18 166V167H19ZM21 166H22V164H21ZM32 166V165H31ZM34 166V165H33ZM45 166H47L46 165V163H45ZM52 166V165H51ZM69 166V165H68ZM73 166V165H72ZM94 166V165H93ZM107 166H108V164H107ZM122 166V165H121ZM144 166V165H143ZM164 166V165H163ZM223 166H225V165H222V167ZM3 167V166H2ZM1 167V168H2ZM5 167V166H4ZM27 167H29V166H27ZM26 167V168H27ZM49 167V166H48ZM57 167V166H56ZM56 167H54V168H56ZM81 167V166H80ZM91 167H92V165H91ZM105 167H106V165H105ZM109 167V166H108ZM118 167H119V165H118ZM157 167V166H156ZM177 167H180V169H179V171H177L178 170V168ZM0 168V171L2 170ZM25 168V167H24ZM26 168L24 169V170H26ZM37 168V167H36ZM39 168V167H38ZM45 168V167H44ZM65 168V167H64ZM73 168V167H72ZM83 168V167H82ZM81 168V169H82ZM84 168H86V167H84ZM103 168V167H102ZM110 168H111V166H110ZM110 168H108V169H110ZM120 168V167H119ZM166 168V169H165ZM176 168H177V170H176ZM226 168H228V166L226 167ZM261 168V169H260ZM5 170H6V168H4ZM3 169V170H4ZM30 170H31V168H29ZM29 169H27V170H29ZM33 169V168H32ZM48 169H50V168H48ZM53 169V168H52ZM71 169V168H70ZM69 169V170H70ZM74 169V168H73ZM118 169V168H117ZM194 169V168H193ZM192 169V170H193ZM215 169V168H214ZM213 169V170H214ZM220 169V168H219ZM222 169V168H221ZM220 169V170H221ZM236 169V168H235ZM4 170V172H6ZM20 170V169H19ZM23 170V171H24ZM63 169H61V171H62ZM69 170H68V172H69ZM97 169H95L94 171H96ZM98 170H99V167H98ZM105 170V169H104ZM111 170V169H110ZM113 170V169H112ZM122 170V169H121ZM149 170V169H148ZM238 170V169H237ZM237 170H235V171H237ZM16 171V170H15ZM36 171V170H35ZM38 171V170H37ZM72 171H74V170H72ZM79 171V170H78ZM81 171V170H80ZM85 171V170H84ZM117 171V170H116ZM115 170H113V172L115 173L116 172ZM195 171V170H194ZM18 172V171H17ZM22 172V171H21ZM32 171H30V173H31ZM47 172V171H46ZM54 172V171H53ZM60 172V171H59ZM58 172V173H59ZM77 172V171H76ZM81 172H83V171H81ZM81 172H79V174H82ZM99 172H100V170H99ZM112 172V171H111ZM125 172V171H124ZM221 172V171H220ZM228 172H229V170H228ZM7 173V172H6ZM20 173V172H19ZM24 173V172H23ZM33 173V172H32ZM31 173V174H32ZM49 173H52V171L51 172H49ZM57 172H55V174H56ZM71 173V172H70ZM120 173H121V171H120ZM193 173H196V175H195V177H193L194 175H193ZM224 173V172H223ZM26 174V173H25ZM45 173H43V175H44ZM48 174V173H47ZM54 174V173H53ZM53 174H50V176L51 175H53ZM64 174H65V172H64ZM79 174H77L76 175V177L79 175ZM93 174V173H92ZM106 174V173H105ZM229 174V173H228ZM29 175V174H28ZM33 175V174H32ZM31 175V176H32ZM58 175V174H57ZM67 175V174H66ZM71 175V174H70ZM99 175H100V173H99ZM222 175V174H221ZM225 175H226V173H225ZM225 175H223V176H225ZM234 175V174H233ZM2 176V175H1ZM0 176V177H1ZM7 176V175H6ZM16 176V175H15ZM19 176L21 177V175L19 174ZM36 176V175H35ZM39 176V175H38ZM103 176V175H102ZM102 176H101V178H102ZM109 176V175H108ZM114 176V175H113ZM121 176H124L123 174L121 175ZM120 176V177H121ZM24 177V176H23ZM27 177V176H26ZM43 177V176H42ZM48 177V176H47ZM54 177V176H53ZM60 177H62V176H60ZM70 177V176H69ZM73 177V176H72ZM83 177H84V175H83ZM88 177V176H87ZM97 177V176H96ZM100 177V176H99ZM216 177V176H215ZM229 177V176H228ZM33 177H31V179H32ZM71 178V177H70ZM78 178V177H77ZM77 178H76V180H77ZM79 178H80V176H79ZM110 178V177H109ZM124 179H125V176L123 177ZM217 178V177H216ZM215 178V179H216ZM220 178V177H219ZM13 179H15L14 178V176H13ZM17 179V178H16ZM25 179V178H24ZM34 179V178H33ZM33 179H32V181H33ZM82 179V178H81ZM85 178H83L82 179V181L84 180ZM90 179V178H89ZM98 179V178H97ZM107 179V178H106ZM123 179V180H124ZM229 179V178H228ZM60 180V179H59ZM64 180H66V179H64ZM68 180H69V178H68ZM73 180H74V178H73ZM79 180V179H78ZM87 180V179H86ZM91 180V179H90ZM101 179H99V181H100ZM220 181H221V179H219ZM3 181V180H2ZM27 181V180H26ZM24 182L25 184H27V182ZM28 181H30V178H29V180ZM41 181H43V180H41ZM45 181H47V180H45ZM49 181V180H48ZM61 181V180H60ZM80 181V180H79ZM78 181V182H79ZM111 181H112V179H111ZM114 181H116V180H114ZM219 181V182H220ZM226 181V180H225ZM224 181V182H225ZM19 182H21V181H19ZM19 182H17V183H19ZM34 182V181H33ZM74 182V181H73ZM73 182H71V184L70 185H73ZM77 182V183H78ZM87 182V181H86ZM107 182H110V179H109V181H107ZM118 182H120V181H118ZM122 182V181H121ZM5 183V182H4ZM28 183H30L31 184V182H28ZM34 183H36V182H34ZM48 183V182H47ZM64 183H65V181H64ZM68 183V182H67ZM67 183H66V185H64V186H66V188L68 187L67 186ZM83 183V182H82ZM110 183H112V182H110ZM130 183V182H129ZM222 183H223V181H222ZM20 184V183H19ZM37 184V183H36ZM44 184V183H43ZM50 184V183H49ZM86 184V183H85ZM88 184V183H87ZM92 184V183H91ZM114 183H112V185H113ZM115 184H116V182H115ZM118 185H120V183H117ZM220 184H221V182H220ZM42 185V184H41ZM47 185V184H46ZM74 185H75V183H74ZM73 185V186H74ZM82 186L84 185V184H81ZM80 185V186H81ZM103 185V184H102ZM107 185V184H106ZM225 185V184H224ZM17 186H18V184H17ZM22 186V185H21ZM24 186V185H23ZM27 186V185H26ZM25 186V187H26ZM30 186V185H29ZM31 186H32V184H31ZM36 186V185H35ZM45 186V185H44ZM73 186H71V188L73 187ZM77 184H76V188H77ZM89 186H90V184H89ZM93 186V185H92ZM99 186H101V185H99ZM116 186V185H115ZM129 186V185H128ZM128 186H126V187H128ZM34 187V186H33ZM75 187H74V190L73 191H75ZM85 187H86V185H85ZM102 187V186H101ZM112 187V186H111ZM114 187V186H113ZM223 187V186H222ZM2 188V187H1ZM19 188H20V186H19ZM90 188H91V186H90ZM116 187H114V189H115ZM119 188V187H118ZM18 189V188H17ZM21 189V188H20ZM38 189V188H37ZM37 189L35 190V191H37ZM43 189H44V187H43ZM102 189V188H101ZM106 189V188H105ZM104 189V190H105ZM120 189H121V187H120ZM224 189V190H223ZM22 190V189H21ZM41 190V189H40ZM48 190V189H47ZM70 190V189H69ZM69 190H67V191H69ZM72 190V189H71ZM77 190V189H76ZM42 191V190H41ZM63 191H64V189H63ZM65 191H66V189H65ZM66 191V192H67ZM80 190H77L76 191V193L75 194H77L78 195V193L77 192H79ZM99 191H100V188H99ZM117 191H118V189H117ZM19 192V191H18ZM27 192V191H26ZM32 192H34V191H32ZM40 192V191H39ZM93 192H95V190L93 191ZM93 192H91L90 191V194L92 193V195H93ZM97 192V191H96ZM111 192V191H110ZM23 193V192H22ZM41 193V192H40ZM39 193V194H40ZM63 193V192H62ZM70 193H71V191H69V196L71 197L72 195H70ZM74 193V192H73ZM88 193V192H87ZM99 193V192H98ZM101 193H102V190H101ZM114 193V192H113ZM120 193V191H118V194ZM121 193H123V191H121ZM10 194V193H9ZM79 194H81L80 192H79ZM84 194V193H83ZM86 194V193H85ZM100 194V193H99ZM116 194V193H115ZM13 195V194H12ZM33 195V194H32ZM49 195V194H48ZM63 195V194H62ZM61 195V196H62ZM68 195V194H67ZM87 195V194H86ZM109 195H111L110 197H111V205H110V207H111V214L113 215V218L115 217L116 218V224H118V218H119V215H118V210L116 211V208H118V207H116V202H117V200H116V195H114L113 196V194L111 193V194H109ZM108 195V196H109ZM20 196V195H19ZM73 196H75V195H73ZM82 196H84L83 198H85V195H82ZM90 196V195H89ZM100 196V195H99ZM122 196V195H121ZM124 196V195H123ZM125 196V197H126ZM9 197V196H8ZM21 197V196H20ZM19 197V198H20ZM33 197V196H32ZM34 197H36V196H34ZM40 197V196H39ZM38 197V198H39ZM64 197H66V196H64ZM78 197V199H79V196H77ZM90 197H92V196H90ZM106 197V196H105ZM2 198H3V196H2ZM11 198V197H10ZM28 198H29V196H28ZM27 198V199H28ZM49 198V197H48ZM69 198V197H68ZM72 198V197H71ZM74 198V197H73ZM72 198V199H73ZM81 198V197H80ZM83 198H81V200L83 199ZM119 198L120 197H118L117 199H118V201H119ZM21 199V198H20ZM30 199V201H31V198H29ZM65 199V198H64ZM64 199H62V200H64ZM71 199V201H73ZM102 199V198H101ZM53 200V199H52ZM81 200H79V202L81 201ZM92 200V199H91ZM100 200V199H99ZM121 201H122V199H120ZM133 199H132V201H134ZM28 201V200H27ZM29 201V202H30ZM40 201V200H39ZM50 201V200H49ZM65 201H67L66 199H65ZM68 201H69V199H68ZM85 201V200H84ZM87 201V200H86ZM90 201V200H89ZM120 201V202H121ZM129 201V200H128ZM37 202H38V200H37ZM36 202V203H37ZM44 202V201H43ZM64 202V201H63ZM74 202V201H73ZM75 202H78L77 200L75 201ZM74 202V203H75ZM83 202V201H82ZM88 202V201H87ZM106 202H107V200H106ZM126 202H127V200L125 199V198H123V201H122V203H123V205L124 204H126ZM32 203V202H31ZM35 203V202H34ZM40 203V202H39ZM64 203H66V202H64ZM64 203H63V205H64ZM94 203H95V201H94ZM93 203V204H94ZM97 203V202H96ZM110 203V202H109ZM119 203V202H118ZM117 203V204H118ZM136 203V202H135ZM29 204V203H28ZM38 204V203H37ZM53 204V203H52ZM61 204V203H60ZM76 204V203H75ZM98 204V203H97ZM131 204H133L132 202H131ZM137 204V205H138ZM36 205V204H35ZM51 205V204H50ZM71 205V204H70ZM86 205V204H85ZM99 205V204H98ZM129 205H130V203H129ZM241 205V204H240ZM29 206V205H28ZM49 206V205H48ZM53 206V205H52ZM73 206V205H72ZM78 206V208H80L79 206L80 205H77L76 204V207ZM83 206V205H82ZM99 206H101V205H99ZM130 206H132V205H130ZM134 206V205H133ZM133 206H132V208H133ZM233 207H234V204L232 205ZM65 207V206H64ZM63 207V208H64ZM87 207H88V205H87ZM93 207H94V205H93ZM119 207H121V206H119ZM237 207H238V204H237ZM236 207V208H237ZM31 208V207H30ZM46 208V207H45ZM53 208V207H52ZM60 208H62V207H60ZM68 208H69V206H68ZM67 208V209H68ZM75 208V207H74ZM78 208H76V209H78ZM106 208V207H105ZM126 208H128L127 206H126ZM134 208H136V207H134ZM54 209V208H53ZM65 209V208H64ZM70 209H71V207H70ZM82 209V208H81ZM86 209V208H85ZM94 209V208H93ZM99 209V208H98ZM119 209H121V208H119ZM1 210V209H0ZM33 210H34V208H33ZM38 210V209H37ZM42 210V209H41ZM46 210V209H45ZM62 210V209H61ZM60 210V211H61ZM89 210V209H88ZM91 210V209H90ZM110 209H108V211H109ZM135 210V209H134ZM51 211V210H50ZM83 211V210H82ZM77 212H78V210H77ZM84 212V211H83ZM90 212V211H89ZM120 212V211H119ZM130 212V211H129ZM39 213V212H38ZM56 213H57V211H56ZM65 213H67V211L65 212ZM71 212H68L66 215H69ZM96 213V212H95ZM124 213V212H123ZM123 213H122V215H123ZM133 213V212H132ZM63 214H64V211H63ZM78 214V213H77ZM81 214H82V212H81ZM129 214H131V213H129ZM55 215V214H54ZM65 215V214H64ZM63 215V216H64ZM72 215V214H71ZM71 215H70V217H71ZM96 215V214H95ZM107 215V214H106ZM109 215V214H108ZM111 215V216H112ZM124 215H125V213H124ZM127 215V214H126ZM125 215V216H126ZM87 216H89V215H87ZM93 216H94V214H93ZM130 217H131V215H129ZM57 217V216H56ZM69 217V218H70ZM74 217V216H73ZM79 217V216H78ZM77 217V218H78ZM31 218V217H30ZM61 219V218H60ZM79 219V218H78ZM78 219H77V221H78ZM125 219V218H124ZM127 219V218H126ZM55 220V219H54ZM120 220H121V217H120ZM123 220V219H122ZM62 221H63V218H62ZM80 221V220H79ZM78 221V222H79ZM91 221V220H90ZM49 222V221H48ZM70 222V221H69ZM82 222V221H81ZM80 222V223H81ZM125 222H127L126 220H125ZM130 222H131V220H130ZM75 223V222H74ZM77 223V222H76ZM122 223H124V222H122ZM41 224V223H40ZM73 224V223H72ZM120 224V223H119ZM118 224V225H119ZM65 225H66V223H65ZM64 225V226H65ZM122 225V224H121ZM129 225V224H128ZM69 226H70V223H69ZM74 226V225H73ZM78 226V225H77ZM116 226V225H115ZM125 226V223H124V225H123V227ZM127 226V225H126ZM32 227V226H31ZM81 227H82V225H81ZM119 227V226H118ZM121 227V226H120ZM40 228V227H39ZM77 228V227H76ZM79 228V227H78ZM126 228V227H125ZM1 229H3L2 228V225H0V230ZM36 229V228H35ZM34 229V230H35ZM82 229V228H81ZM108 229V228H107ZM45 230V229H44ZM43 230V231H44ZM76 230V229H75ZM110 230V229H109ZM126 230V229H125ZM219 230H220V232H219ZM223 230V231H222ZM81 231V230H80ZM128 231H129V229H128ZM46 232V231H45ZM82 232H83V230H82ZM74 233V232H73ZM81 233V232H80ZM109 233V232H108ZM129 234H130V232H128ZM219 233H222V237L221 236H216V235H218ZM79 234V233H78ZM41 235L42 236H44V234L43 233H41ZM214 235H215V237H214ZM126 237V238H125ZM229 237H231V238H229ZM80 238V237H79ZM60 239V238H59ZM66 239V238H65ZM71 240V239H70ZM69 240V241H70ZM47 241H51L50 242V244H49V247L50 248H47ZM68 241V242H69ZM84 241V240H83ZM83 246L85 247V249H83ZM65 247V246H64ZM59 249H60V247H58ZM85 250H86V252H85Z\"/></svg>", "mask_w": 264, "mask_h": 264}]
</instances>
